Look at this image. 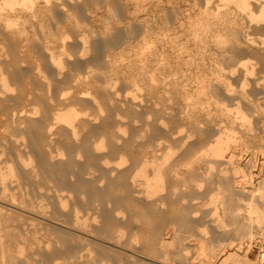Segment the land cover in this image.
Returning a JSON list of instances; mask_svg holds the SVG:
<instances>
[{
  "label": "rangeland",
  "instance_id": "1",
  "mask_svg": "<svg viewBox=\"0 0 264 264\" xmlns=\"http://www.w3.org/2000/svg\"><path fill=\"white\" fill-rule=\"evenodd\" d=\"M0 1H3V0H0ZM60 1L61 0H59V2ZM63 1L64 0H62V2ZM149 1L150 2L148 4H146L145 9L139 11L137 6L135 5L138 2L137 0H73V1L72 0H65L63 2L65 5H62V7H60L61 6L60 3H59L60 4V6H59V4L57 3L58 1L56 0V2L53 3L52 10L49 11L50 16L48 14L46 16L47 21H45V22L48 23V27H47V24L44 23L46 25V27H44V29H43L42 26H39L40 24L38 22H37V24L34 25V27L32 25H30V26H28V32L26 31L27 33L23 34V36L25 35L26 39L22 37L24 40L22 41V39L21 40L19 39L18 42L13 40L12 39L13 37L11 38V36L6 37L7 36L6 32H5L6 30H4V28L0 27L1 29H3V32H5V35H4L2 30L0 29V33H1L0 39L1 38L3 39V40L2 39L0 40V55H1L0 57L4 63L6 62L5 63L6 66H4V69L6 71L5 72L6 76H8L7 78H9L7 81H9L8 83L11 84V86L13 85L12 88L15 89V90L8 91L9 93L5 92L3 94L4 97L2 96V94L0 96V134H1L0 135V152H1V154H3V155L0 154V156H1L0 167H2V168H0V173L2 172L0 174V179L2 180L3 177H5V179H8L10 177L11 180H13V178H14L13 182H15V183L17 182V181H15L16 177H18L16 180H18V179L20 180V182H18L16 184L17 190L14 188L11 191V189L15 185L11 180L8 179L7 185L10 187H7L8 192H9L7 194H9V195H4L5 193L2 194L3 191H0V194H2V197L4 195V197L7 198V201H8V199L11 200L12 197L13 198L19 197V199H21L20 202L21 201L26 202L24 204L28 203V205H29L31 203L34 206L35 205L39 206V207L35 206L34 209L35 210H36V208L40 209V210L39 209L36 210L37 214H39V211H40V214H39L40 216H42L44 214L42 216L43 221H42L41 225L45 228V230L43 229L44 231L42 229H41L42 231L39 230L40 232H44V233L40 234V232H38L39 234H36L37 236L36 235L35 236L36 237L40 236V238L36 239V237L34 235L33 236L31 235L32 236L31 237L30 234H29V236H27L26 233H23V234L21 233V232L25 231L24 226L30 225L36 220L35 219L32 222V220L28 219L30 217V215L25 214V217H24L26 223L27 222L30 223V221L32 222L30 224L25 223L26 224L25 225L23 222L24 219L21 220L22 223L20 222V224H22L24 226H22V225L19 226V224H17V223L15 225V223H12L15 225L17 230L16 229L14 230L15 227H13L14 225L12 226L11 223H8V225L9 224L11 225L10 227L7 225V223H6V226H8V227H5V222H3L4 223L3 224L1 221L0 222V225H1L0 229L2 228V230L0 232L3 231V233H4L3 227L8 228V230H9V228L12 227L13 228V229L11 228L12 231L14 230L15 233L22 234L23 236L19 235V237H17V240H15L16 238L11 239V237L7 234H6L7 236L3 233L0 234L3 237V240H0V242L1 243L3 242L2 244H4L7 249L9 248L8 250L7 249L0 250V264H27V263L28 264H148V263L149 264H155V263L160 264L159 262L154 263V261L149 260V258H148L149 252H147L148 253L147 254L146 253L147 250L142 249V248H144L143 243H142L143 237L141 235L142 232H140V231H142L141 226L145 222L146 218H147V221L153 222V220H154V222L155 221L157 222L159 219L161 221H163V219L165 220V217L167 218L165 221L169 222L168 225H170V224H171L170 226L174 225L175 227L174 226H172V227H174L175 229L177 228V231H179L178 229L180 228V231H179L180 234L182 236L184 235L183 239L181 238L182 236H178L179 232H176L177 235L175 237H177V238H175L174 235H173V237H172V235L170 236L169 240H171V241L175 240V241L171 242V245L168 244V245H170L169 247H171V249L169 248L168 251L172 252V253L170 252L172 254L171 258L174 259V260L170 259L171 261H174V263L172 262V264H193V263L200 264L201 260L203 259V256H202V254H200L201 250L199 249V246H200V243L202 242L203 239H204L203 242H205L207 244L213 243V245L216 246V248H215V246L212 245L215 248V250L219 246L218 247L219 249H217L215 251V252H217V257L212 259L216 263H212V264H222L220 262L223 260L224 257H226L227 254H225V252H226L227 248L228 249H230V248L239 249L240 250L239 253H241V256H242L243 253L247 250L249 240L252 238H253L252 239L253 246L251 247L250 256H251L252 260L257 261V264H259V261H263V260H260L257 253H258V248L264 245V218L260 222L249 219L250 218L249 217L250 212L248 210L247 205L249 202L254 201V202L259 204L260 208L264 209V201L262 202L261 200H259V197H260V199L262 198L261 194L264 195V162H263L264 161V155H263L264 154V47H263L264 42L262 41L264 39V36H263L264 35V23H260V22L258 23V22H256V20H254L255 22L251 21L252 22L251 23V22H249L248 18L247 19H245L246 17L244 18L245 22H243L244 23L243 25H246V24L247 25L243 26L242 29H240L241 32H239V33H242V34H240L239 37L240 38L242 37L245 40V38H244V37H246L245 31L250 27L248 29V31H250V35L253 36V39L256 40L255 41L256 43L252 42L250 47H247L244 42L243 43L245 45L242 43L241 44L242 46L241 45L238 46L235 43H233L229 47L227 46V49H230V51L233 53L235 52L234 53L235 57H233L232 59L230 58L231 60L228 59L229 61H227L226 59H223V58H226V57L229 58V57L227 55L225 56V54L223 52H221V49H219L217 45H212L213 42H210L208 44V47L210 46L212 48V50H211V48L209 47L210 48L209 50H211L212 52H214V50H215L216 53L221 52L222 54H224L223 57H220V56H222V54L218 55V57H220V60H221L219 67L222 64L223 67H226L225 70L227 72L226 71L222 72V69H221V71L218 72V74L220 73V74H222V76L226 75V77L225 76L224 77L227 79L229 78L228 79L229 81H227L224 77L222 78V76L220 74L218 75L216 72L217 70L213 69L216 66H218L217 63H214V61H209L210 59H208V61L206 63L211 64V65H207L208 69H213V70H211L212 73L209 72V74H208L209 83H210V79L214 81V83L212 81L211 82L215 85V86L214 85L213 86L216 89L214 87H212V88L215 89L216 93L220 92L221 97L223 96L222 100L224 101V104L226 101L227 105H229L228 109L230 108V105L234 106L235 104H236L235 108L233 107V109H236L238 107L239 103H241L240 105L244 108V110L242 107H240V106L239 107H240V109L243 110V112L248 111V112H246L247 114L245 113L248 116V119L246 118L247 120H240V119H245V118H240L238 116L236 118L237 114H236L235 110H233V109H232V111H231V109L229 111L235 112V113L228 112L230 114H228V113L226 114L227 111L223 112L222 105H224V104L221 101L222 103L221 102L218 103V106H221L220 108L218 106H216L217 104H215V105L211 104V106H209V107H208V105H204V106H202L204 108L200 107L199 112L201 114L199 112L197 113L198 119L201 118V119H199L201 121V126H199L200 130H197L198 126H196L197 128L193 127V128H189V129L187 128L186 129V127H192L191 124L187 123V120H186V124H188L187 126H185L186 124H182V123H185L184 122L185 118L183 120V116H184L185 112L183 110L186 109V106H185L186 103L182 105V103H184V102H183L181 96H183V95H180L179 92L177 94L176 92L180 91V89L182 90V87L185 86L186 82L189 81L190 78L193 81L195 80L196 83L191 80L192 82L189 81L191 86L188 82H187L188 84H186V86H188L190 89H193V90L196 89L197 79L196 78L194 79V77H195L194 75H193L194 77L192 78V75H191L193 72L195 73L196 67L194 66L195 68L193 67L194 69L191 68V70H190L189 66H191V64L188 65V67H187V64L183 65V66H185V67H183L185 69L184 70L180 69V70L184 71L185 73L184 72H182V73L183 74L189 73L191 76L189 79H187V81H181V82L185 83V84H182V86H181V82H179V81L183 79V76H185L179 70V68H180L179 64L182 65V63H179V64L175 63L176 65H174L172 63L174 66L173 67L171 66V68H174L175 66H177L175 68L179 67L178 70L177 69L172 70L169 68L174 73L176 71H177V73L179 72V74H178L179 78L182 76V79L177 78L178 77L176 75L177 73H175V74L172 73V74H174V75H172V74H170L171 72L168 73L170 78H167L168 74L167 73L165 74L164 72L160 71L161 69H159L160 67L158 64H160V63H157L156 65L154 64L155 66H153V63H156L158 61H156V58L153 55L154 54V47L152 46L153 50L152 49L149 50L146 47V44L144 46V40H145L144 36L146 34V31L144 29L145 24L143 23V20H141L145 17L149 18V19L153 18V14H154L153 3L151 4V0H149ZM199 1H200V4H202L204 2V0H202V1L199 0ZM53 2H54V0H53ZM87 4H88V6H87ZM95 5L99 6V7L95 8L96 7ZM165 7H167V5H165ZM73 8H74V10H73ZM168 8H169V10H168ZM168 8L167 9L165 8V10H167L165 12H168V15L171 17H169L167 15L166 16L169 20L172 21V19H173L172 17L174 16V14L170 10L171 8L169 5H168ZM68 9H70V10H68ZM71 13H72V15H71ZM165 14H167V13H165ZM70 16H72V17H70ZM48 17H51L50 18L51 20L48 21V19H49ZM46 18H45V20H46ZM74 19H76V20H74ZM35 20L37 21L38 19H35ZM78 21H79V23H78ZM107 23H108V25H107ZM248 23H251V25L249 26ZM44 24H43V26H44ZM244 27L246 29H244ZM30 28H32V29H30ZM45 31L47 34L45 33ZM48 31H49V33L51 32L50 37L48 35L49 34ZM62 31H64V32H62ZM44 33H45V35H44ZM52 33L53 34L56 33V35L54 36ZM57 33H59V34H57ZM63 34H64V36H63ZM47 35H48V37H46ZM85 36L88 38H84ZM141 36H143V37H141ZM15 38H16V40H18L17 36H15ZM82 38H84L85 40H82ZM84 41L86 42L85 45H84ZM261 41H262V43H261ZM20 44H22V45H20ZM64 44H65V46H64ZM138 44H139V47H138ZM141 44H143V45L140 46ZM259 44L260 45L263 44V46L261 45L262 46L261 47ZM252 45H254V46H252ZM53 46H54V48H53ZM146 48H147V50H146ZM52 50H54L53 53H52ZM66 50H67V52H66ZM257 50H258V52H257ZM261 50H263V51L261 52ZM81 51H83V52H81ZM104 51H105V53H104ZM50 52H51V54H50ZM136 53H138V54H136ZM106 54H108L109 56L107 55L108 56L107 57ZM139 54H140V56H139ZM149 54L152 57L151 56L149 57ZM227 54H229V53L227 52ZM246 54L248 55V57ZM52 55L53 56L55 55V57L53 58ZM141 56L142 57L144 56L145 58L144 57L141 58L142 61L138 59L139 62L137 65H139V63H140V65H143V66H140V68H136L137 66L133 63H134V61H135V63H137L136 62L137 58H139ZM244 56H246V58H244ZM221 58L223 59V61ZM54 59L56 60V62ZM57 59L59 60V62ZM150 59L153 60V61L151 60L153 63L152 62L150 63V61L148 62V63L152 64L151 65L152 69H154L153 67H155V69H156L157 65H158L157 70L154 69L152 72L153 73L152 75H151V73L146 74V72L148 70H149V72H151L150 70H152V69H150V66H149L150 64L145 63ZM242 60H244V61L247 60V63H248V65L246 64L247 67H245L246 65L241 63ZM143 61H144V63H143ZM239 61H241V62H239ZM226 62H227V64H226ZM146 64L149 66V68L146 69V71H144V68H147V67H144V65L146 66ZM230 64H232V65L230 66ZM39 65H41L40 66L41 69L39 68ZM85 65H86V67H85ZM130 65L132 66V68L134 67L135 69H138V70L131 68L133 70L131 72V69H129ZM133 65H135V66H133ZM193 65H195V64H193ZM242 65H244V67L246 69L250 65L252 68L250 67L248 69L253 70L252 73H249L250 71L248 72V69L246 71V69ZM43 66H44V69H43ZM90 66H93V67H90ZM210 66H212V68H209ZM116 67H118V69H116ZM119 67H121V68H119ZM186 67L189 69H187ZM219 67H216V68H219ZM230 67H232L234 71L231 70L232 68L230 69ZM238 67H239V69H238ZM37 68L40 69V72H39V70H37ZM112 68H115L118 73ZM141 68L143 69L144 72L141 71L142 70ZM228 68L230 71L228 70ZM126 69H128V70H126ZM236 69L238 72L236 71ZM41 70L42 71L45 70L44 72L46 73V75L44 72H41ZM61 70H63V71H61ZM120 70L122 71V73ZM188 70L190 72H187ZM58 71H60V72H58ZM134 71H135V73H134ZM159 71H160V73H159ZM191 71H192V73H191ZM208 71H210V70H208ZM69 72H70V74L73 75V73H74L75 75H73V76L69 75ZM123 72H124V74H123ZM136 72L138 75L136 74ZM37 73H39V74H37ZM154 73L157 75H154ZM160 74L163 75V77L165 76V78H167V79L164 78L165 80L163 79V82L164 81L168 82L170 80L169 83H167V84H171V85L168 87L166 84L168 89H166L165 87L162 86L163 83H161V82H162L163 77L160 76ZM210 74H211V76H210ZM58 75H60L61 77ZM131 75H132V78H131ZM158 75L160 77H162L160 79L161 84L158 81L159 78H155L156 76L159 77ZM170 75H172V76H170ZM212 75H214V76H212ZM86 76L90 77L94 83L99 84L100 86L101 85L104 86L105 84L107 85L108 84L107 80H110V82L108 81L109 84L107 85V87L109 85L112 87L109 86L110 88H107L105 86L107 90L101 89V91H100V89L95 90V88H93V89L89 88L88 89V87L87 88L85 87L86 88L85 90H88L86 92H89V91H91V92H89V93L83 92V94L81 93L79 95H76L75 94L76 92L74 91V90H76L75 85L78 84L79 82H81L79 80L80 77L84 78ZM149 76L150 77L155 76L153 78H155L157 80L153 79V80H155L154 82L157 83V81H158V83H159L158 85L155 84L157 87L160 88V90H159V88H157L158 91L155 90L156 88H155L154 83H153V86L155 89L151 85V87L155 93L152 91V89L150 87H148V85L151 84V83L148 84V81L150 82V80L152 79V78L150 79ZM217 76L218 77L221 76V79L218 78ZM133 77H135V78L140 77L139 78L140 80L138 78L135 79ZM172 77H174V80H172ZM214 77L216 78V80ZM42 78H44V79H42ZM60 78H61V81H60L61 83L59 82ZM144 78L150 79V80L148 79L146 81L147 86H146V84H144L145 81L142 80ZM56 79H58V80H56ZM176 79H178L177 80L178 82H174ZM218 79H220L219 82H221V84H219V82L217 81ZM222 79H225L226 81H224ZM153 80H151V82H153ZM135 81L139 82L140 84L139 83L137 84V82L135 83ZM222 81L224 82V84ZM25 82H27L26 84H29V85H25ZM44 82H45V84H44ZM170 82H172L174 84L177 83L179 86H181V88H180L177 85L180 89L176 85L174 86V87H177L174 89L175 91L177 90L175 92V94H174V91L171 90V89H173L172 86L174 84H172ZM226 82L230 83V85H231L230 89H234L233 93L231 92L232 94L230 93V91H232V90L226 91L227 89L229 90V88H227V86L229 87V85H226V87H225ZM46 83L50 84L51 88L49 85H48L49 86L48 87ZM54 83H56V85H54ZM193 83H195V84H193ZM58 85H59V88H58ZM79 85H80V83L78 84V86ZM159 85H161V87L164 89H162ZM44 86H45V88H43ZM52 86L53 87L57 86L56 88H58V89L56 90V88L54 89ZM71 86H73L74 89L72 88V90H71ZM212 88H211V91H212ZM37 89H39V90H37ZM50 89L52 90V92ZM0 90H1V87H0ZM94 90L97 92H95ZM167 90H169L168 93H167ZM170 90L172 91L173 96H171ZM217 90H218V92H217ZM112 91L114 92V94H112L113 93ZM65 92H66V94H65ZM152 92L155 95H153ZM58 93H59V95H58ZM162 93H164V94H162ZM213 93H211V94H213ZM216 93H214V94H216ZM56 94H57V96H55ZM61 94L63 95V97H65V95L68 97L62 98ZM159 94H161V95H159ZM181 94H183V92H181ZM218 94L216 95L217 97H218ZM156 95L158 98L157 97L155 98ZM22 96L24 97V99ZM56 97L58 98V100H56L57 99ZM115 97L117 98L116 103L114 102V100L116 101ZM217 97H216V99H217ZM240 97H241V100H240ZM54 98H55V100H54ZM48 99L49 100L52 99V100L49 101ZM154 99L156 100V103H155ZM159 99L160 100L163 99V101L161 102ZM214 99H215V97H214ZM218 99H220V97H218ZM232 99H234V101L231 103ZM229 100H230V102H229ZM238 100H239V103H237ZM248 100H250V101H248ZM52 101H53V103H52ZM254 101H255V103H254ZM62 102L65 104H62ZM220 103H221V105H220ZM53 104H55L54 106H56V107H54ZM175 104H177V106ZM225 105H224V107H225ZM227 105H226V107H227ZM243 105L247 106V107H244ZM22 106L25 108L26 111L24 110V108ZM51 106H53V108ZM58 106H59V108H58ZM183 106L185 108H183ZM34 107H36L35 108L36 110L34 109ZM50 108H51V110H50ZM61 108L63 111H65L64 109L74 108L77 112H79V113H77V116H76V120H75L76 122H74V124H76L74 126V128H76L75 130L71 126H69L68 123H66L65 121H63V120L60 121V118H55L56 116H54L55 114H53V113H56V111H59ZM214 108H216V110ZM247 108H248V110H245ZM20 109L25 111V113L24 112L22 113ZM27 109L30 110L31 113ZM32 109L34 110V112L32 111ZM205 109H208V110H205ZM219 109H222V111H220ZM17 110H18V112H17ZM62 110H61V112H63ZM213 110H215V111H213ZM224 110H225V108H224ZM36 111H37V114L35 113ZM49 111H51V112H49ZM13 112H17L18 114L15 116H12ZM19 112H21L23 115L21 116V114H19ZM202 112H203V114H202ZM208 112L212 117H210ZM58 113L59 112H57L56 114H58ZM181 113H183V114L181 115ZM222 113H225V114H222ZM203 115H204V117H203ZM206 115H208V116H206ZM222 115H223V117H222ZM246 115H245V117H247ZM16 116L18 118L20 117L21 120L19 121ZM225 116L227 117L226 120H225V118H226ZM4 117H5V120H4ZM13 117H16V119ZM22 118H23V120H22ZM160 118H162V119H160ZM180 118H182V119L180 120ZM211 118H213V119H211ZM214 118H215V120H214ZM56 119H59V120H56ZM206 119H207V121H206ZM208 119L209 120L211 119L213 122L210 120V123H209ZM165 120H167V121L165 122ZM182 120H183V122H182ZM214 122H215V124H214ZM243 122L246 125H243ZM164 123L165 124L167 123V124L162 126L161 124H164ZM205 123L207 124L208 127L206 126ZM181 124H182V126L184 125L185 128L182 127ZM211 124H213V125H211ZM224 124H225V127H224ZM230 124L231 125L233 124V125L231 126ZM51 125L53 127H50ZM118 125L119 126L121 125V127L119 128ZM198 125H200V123H198ZM227 125H228V127H226ZM252 125H254V126H252ZM212 126L215 128H213ZM244 126H246V127H244ZM247 126H249V127L247 128ZM201 127L203 129H205L206 131L201 129ZM205 127H207V129ZM216 127L220 128V130ZM230 127L233 129H230ZM4 128L7 130H5ZM181 128H182V131L180 130ZM183 128H184V130H183ZM222 128H224V130H225V128H227V129L229 128L230 130H233V132L236 130L235 135H238V140H234L236 143H234V141L232 140L234 143V145H233L232 141L230 140L231 145L229 143L228 144L229 146L227 145L228 147L225 148V152L223 151L224 155H222V156L223 157L225 156L227 159L226 158L224 159L222 156L219 157V155L217 156L214 154L205 155L203 162H206V163L202 164L201 163L202 161H199V163L202 164L203 168H202L201 164H199V165L202 169L206 170V172L208 174L205 173V171H203L200 168L201 170H199L198 176L203 171L205 173V175L202 173L203 177H202V174H201V177L206 178L207 175H208V177L206 179L204 178L205 179L204 182H203V179L201 177H198V178H200V184H201V186L199 185L200 187L198 186V183L194 182L195 183L194 186L192 183H191L192 186H189L191 189L186 188V187H188L186 185L187 179H185V175L187 173L186 172L187 171V166H186L187 162H184V161H187V160H185V159H187V156H186L185 152H181V151H184V149L188 146L189 143H190V145L191 144L193 145L195 142L197 145L194 144L193 147L196 146V148H197V146L199 148L198 144H200V143L202 144V145L200 144V148H201V146L204 147L205 144L209 145V143L211 141L210 138L212 137V134L215 133L214 136L216 137V135H218V133L222 130ZM234 128H235V130H234ZM176 129H177V131H175ZM217 130H219V131H217ZM224 130L221 132L224 133V135H225L226 132ZM247 130H249V131H247ZM74 131L76 132V134ZM174 131H175V134H174ZM191 131H192V133H190ZM5 132H6V134H5ZM195 132H196V134H195ZM197 132H199V133H197ZM170 133H172V134H170ZM203 133H205V134H203ZM253 133H254V135H253ZM247 134H248V136H247ZM242 135H243V137H241ZM155 136H159V138L156 137V139H155ZM182 136H184V138ZM195 136H197V137H195ZM198 136L202 140L200 138H198ZM160 137H161V139H160ZM202 137H204V138H202ZM205 137H207V138H205ZM165 138L166 139L168 138V139L166 140ZM15 139H17V140H15ZM157 139L158 140L160 139L163 142H161V144H160L161 146L158 147L159 150H155V148L158 149L157 146L154 148L151 147V149H154L156 151V153H157L156 154L155 151L151 150L149 146H151L153 143L155 144L156 142H152V141L153 140L155 141ZM164 139H165V141H164ZM177 139H179L180 141ZM184 139L187 140L188 142H187V146L185 145L184 149H182L180 147H183L182 145L184 143L183 142ZM200 140L203 142H201ZM207 140H208V142H206ZM240 140H241V142H240ZM246 141L248 143H246ZM180 143H181V145H180ZM239 143H240V145H239ZM165 144H166V146H165ZM1 145L3 147L6 146V147H4V148H7L5 150L6 153H3L4 148H2ZM177 146L179 147V149ZM17 147L21 151V154H22L21 158L23 157L22 159L19 158L20 153H19V150ZM168 147H170L171 149H169ZM206 147H204V148H206ZM1 148L3 149V151ZM146 148H147V151L149 152L150 155H151V153H153L152 151H154V154H152L151 157L148 154V152L144 151ZM149 149L151 150V152ZM167 149H168V152H165V151H167ZM176 149L179 152H176V151L174 152V150H176ZM142 151H144L148 155V157H150L149 161H152V159L153 160L155 159L156 162L161 161V159H163L162 158L163 155L167 156L168 153L172 152L173 153L172 157H171V159H169L170 161L172 160L170 164L174 165V167L179 165L178 166L179 170L176 169V167H175L176 170H175V172H173V176H172V177H175L177 180L175 178H173V179L168 178L167 179V177H166V179H164L165 181H163V185H164L163 189L164 190L160 189L159 191H162L161 193L159 192L160 194L158 193L156 195V192H155L154 194H151L152 196L149 195L150 197H147L148 196L147 192H146L147 190L145 191V188L148 189L147 185L145 184L146 182H144V180H146L147 177L141 176L142 180L139 178L138 179L139 181L137 180L135 183L132 182V180H131V178L133 177L132 175H134L137 172V170H139L138 168H140V166H141L138 163L140 157L136 158L137 156L135 153H139V155H140V152H142ZM232 151L237 152V153L235 152V155H234L235 158L233 157V159H231V157L234 154ZM164 152L166 153V155ZM130 154H132V155H130ZM155 154H156L157 160L155 157H152ZM230 155H232V156L230 157ZM250 155H251V158H250ZM170 156H171V154L169 155V157ZM180 156L182 158H185V157L186 158L182 159ZM160 157H161V159H160ZM207 157L209 159H211L210 160L211 162H209ZM122 158H124V159L126 158L125 159L126 161L124 162V164L122 163L123 166L122 165L120 166V164H118V163H120ZM172 158H174V159H172ZM212 159H213V161H212ZM216 159H219V160H216ZM180 161H182V163H180ZM236 161H239L240 163L242 162L241 165L244 166V167H242L243 173H241V174H240V172H242V171L236 172V170H235L234 165H235ZM108 162H109V165H108ZM176 162L177 163L179 162V163L176 164ZM149 163H152V162H149ZM172 163H174V164H172ZM25 164H27L26 167H25ZM151 166H152V164H150L148 167L146 166V168H145L146 169L145 173L147 171V173H146L147 175L152 174V167ZM181 166H183V167H181ZM211 167H213V168H211ZM33 169H34V171L32 173L31 171ZM211 169H213V170L211 171ZM9 170H10V172H8ZM226 170H228V171L226 172ZM229 170H230V172H229ZM5 172H7L8 174ZM11 173H13V174H11ZM220 173H222V174H220ZM228 173H231V175ZM13 175H16V176H14L12 178L11 176H13ZM149 175H148L149 178L153 177V175H151V176H149ZM176 175H177V177H176ZM222 175L224 176V179H227V178L230 179L231 184L234 182L236 183V184L235 183L232 184V186L234 185L233 186L234 192L231 189L232 193H234V194L237 193L240 196L239 197L236 194L235 195L236 200L239 201V199L242 198L238 202V205L240 204L239 206L240 207L242 206V208H243L242 209L243 212L241 213L239 219H235L233 216H229L231 214L229 212H226L223 208L224 206H223L222 202H224V200L225 201L227 200L226 194L224 193V192H226L227 188H225L226 186L223 188L224 185L222 183H224L223 182L224 180H223ZM226 175H228V176L226 177ZM209 176L213 177V179L210 178ZM138 177H140V176H138ZM178 178L180 180H178ZM182 178H183V180H181ZM208 178H210V179H208ZM136 179H137V177H136ZM220 179L222 180V182L219 181ZM240 179H242L243 182ZM1 180H0V182H1ZM140 180L142 181V183H140ZM170 180H173L174 182H172ZM212 180H214V181H212ZM233 180H234V182H233ZM180 181L185 182L186 187ZM9 182H12L13 184L9 183ZM143 183L146 185V187ZM173 183L175 184L176 187L178 186V188H175ZM203 183H207V184H204L206 186H204ZM220 183L222 185H220ZM10 184H12L14 186L11 187L12 185H10ZM214 184H215V186H214ZM218 184L221 188V191L219 189V186H217L218 188L216 187V185H218ZM0 185H1L0 187H2L1 183H0ZM188 185H189V183H188ZM168 186L170 188H167ZM201 187H203V188H201ZM213 188H215V190L217 188L216 191H218V193L220 191V193H219L220 198L218 200L217 199L218 195H217V198L215 201H217V204H220L221 206H218L215 201H214L215 204H213L214 202L212 201V196L218 194L215 190H212ZM171 189L173 190V192H171ZM175 189L176 190L178 189L179 191L178 190L176 191ZM224 189H226V190H224ZM0 190H1V188H0ZM140 190L142 191V194H141ZM166 190H168V191H166ZM169 190H170V192H169ZM195 190H196V192L199 190L197 194H196ZM13 191L14 192L17 191V192H15L16 196L14 195V193H13L14 196L11 194ZM21 191H24V192H21ZM175 191L177 194L174 193ZM229 191L227 190L226 193H229ZM18 192L21 194L17 195ZM145 192H146V194H144ZM210 192H212V193H210ZM168 193L171 196L168 195ZM172 193H173V195H172ZM193 193L195 195H198V194H200V195L197 196L196 197L197 199H196V198H194L195 195ZM10 194L12 196H10ZM58 194H60V195H58ZM190 194L192 196L193 195L194 196L192 197ZM20 195L21 196L23 195L22 198H20L21 197ZM174 195H175V197H174ZM9 196L11 199L9 198ZM59 196H60V198H59ZM145 196L148 198V200ZM222 196H223V198H221ZM237 196L239 197V199H237ZM2 197L0 195V201H4L3 200L4 198H2ZM126 197L127 198L129 197L130 199H134L133 201H137V202H134V203H137V204H135L136 206L133 205L136 208L135 207H133V209H132V207L128 208V206H126L127 203L124 204L123 199H125ZM151 197H152V201H151ZM169 197H171V198H169ZM176 197H178V199H176ZM159 198H162L163 200L164 199L165 200L163 201L161 199L162 200L161 201ZM19 199H17V200H19ZM58 199L59 200L62 199V200L59 201ZM135 199H137V200H135ZM157 199L159 202L156 201ZM166 199H168V200L173 199V200L172 201L169 200V202H166V204H164ZM26 200L29 202H27ZM61 201H63V202H61ZM182 201H183V205H182ZM192 201H194V203ZM198 201H199V203H198ZM204 201L205 202L207 201L206 205L204 204L205 203ZM220 201H221V203H219ZM5 202H6V200H5ZM8 202H10V201H8ZM174 202H176V203H174ZM17 203H18V201H17ZM208 203L213 204V205H209ZM200 205H202V206H200ZM31 206L32 205H29V208L27 207L28 209H30V211H31ZM40 206H42V208L45 211L43 209H41ZM183 206H184V208H183ZM236 206H237V203H236ZM185 207H187V208H185ZM144 208L146 210H144ZM172 208H173V210H172ZM181 208H183V209L181 210ZM219 208H221V209H219ZM34 209L32 208V211L35 212ZM194 209H196V210H194ZM200 209H202V210H200ZM211 209H213V211ZM218 209H219V211H218ZM75 210H77L78 212ZM178 210H181V211L178 212ZM183 210L185 212L184 215L182 214ZM189 210H191V211H189ZM205 210H208V211L204 212ZM210 210L212 213L209 212ZM215 210H217V211H215ZM42 211H43V213H42ZM142 211H143V213H142ZM146 211L149 213V215ZM197 211H198V213H197ZM224 211L226 213H224ZM76 212L81 215V216L80 215L79 216L82 218V220H81L82 222H78V223L76 222L75 219H76V217H78ZM171 212H173V213H171ZM186 212H187V214H186ZM192 212H194V213L192 214ZM195 212L197 215H195ZM207 212H208V214H207L208 216L206 215ZM216 212H218L217 215L219 214L218 215L219 217H217L215 214H213ZM175 213H177V214L180 213L183 216L180 217V215H176ZM210 213H211V215H209ZM221 213L224 215H222ZM134 214H136V215H134ZM163 214H166L167 216H165ZM212 214L214 215L213 216L214 219H213V217H211ZM32 215H35V214H32ZM150 215H151V218H150ZM170 215H173V216H170ZM174 215L176 217H174ZM185 215H186V217H185ZM199 215H201L202 217ZM27 216H29V217H27ZM162 216H163V218H162ZM187 216H188V218L193 217L192 219H194L195 221H193L192 219L188 220ZM220 216L223 217L222 219H223V222H225L224 224L221 221L222 219H220L221 218ZM245 216H247L248 219ZM33 217H36V216H32L30 218L33 219ZM46 217H48V218L45 219ZM36 218H37V222H38L39 217H36ZM50 218H51V221H50ZM79 218H77V219H79ZM173 218L174 219L176 218V219L173 221ZM182 218L183 219L185 218L184 219L185 222L182 221L183 220ZM224 218L226 220H224ZM40 219H42V218H40ZM179 219L181 220V222ZM196 219H198V220L196 221ZM245 219L249 220V222H247V220L245 221ZM46 220H48L49 222H52V223L47 224V225L43 224L44 221H46ZM54 220L55 221L57 220V221L55 222ZM169 220L171 222H173L174 224L170 223ZM215 220H217V221H215ZM129 221H131V222H129ZM189 221H192V223ZM218 221H219L220 225H218L219 223L217 224ZM244 221H245L246 225L243 224ZM49 222L46 221L45 223H49ZM53 222L55 224H58V225H56L57 227H55V224ZM126 222H128L127 225H126ZM35 223H36V221H35ZM82 223H84L85 226H81V225H83ZM89 223H90V225L88 226V228H89L88 229L87 224H89ZM130 223H132V225ZM182 224H183V226H182ZM184 224H185V226H187V228L190 224H191L190 227L191 226H193V227L192 228L189 227L187 229V228H185ZM196 224H197V226H196ZM17 225H18V228L19 227H22V229L24 228L23 229L24 231L23 230L20 231L21 229L19 228V231H20L19 232ZM37 225H39V224H37ZM63 225H66V226H63ZM157 225H156V227H157ZM200 225H201V227H200ZM243 225H245V226H243ZM70 226H72V227H70ZM37 227H39V226H37ZM218 227H220V228H218ZM40 228H42V227L40 226ZM78 229L86 230V231L90 232L91 234L90 233L89 234L91 236L86 235L87 236L86 237L85 234L83 235V233L81 232V234L83 236L81 235L82 238H80L81 237L80 236V230H78ZM120 229H121L122 234H123V232L125 234V235L121 234L123 237L120 236V233H121L119 231ZM197 229L199 230V232L197 231ZM190 230H192V231L190 232ZM195 230L197 232H195ZM77 231H79V235H77L78 234ZM138 231H139V233H138ZM117 232H118L119 237L121 239V240L118 239V241H116V239H115V233L117 234ZM198 233L200 234L199 236L202 239H200V237H198V235L196 236V234H198ZM201 233L203 234V236ZM189 234L194 235V236H191ZM137 236H138L139 240L137 239ZM21 237H23V238H21ZM84 237H86V238H84ZM179 237L182 240V241L179 240V242L181 241V243L182 242L187 243L191 249V250L189 249L190 251L188 250L189 253L187 256H185V258H189L188 260L184 259L182 255H180L181 257L179 255H177V258H176V254H174L179 249L178 248L179 245H181V246L184 245V243L179 244V242H177V240L180 239ZM185 237H187L189 239L187 240V238H185ZM7 238H10L12 241H10V239L8 240ZM33 238H35V239H33ZM4 239H5V241H4ZM18 239H20L21 241H19ZM114 239H115V241H114ZM184 239H186V240L183 241ZM35 240H37V244H39V242H40V245L41 244L42 245L40 247H36L35 245H32V244H36V242L31 243V242H34ZM132 240H134L136 243ZM9 241L12 243L14 242V245L12 243H10ZM17 241H18L17 246L19 245V243L23 244L24 246H22L20 244L22 247H20V246L17 247L16 246ZM111 241H112V243H111ZM42 242L45 245L50 242L51 245H47L45 247V245ZM1 243H0V245H1ZM173 243H174V245H173ZM26 244H27V247L25 249H23L26 246ZM133 244L134 245L136 244V245L134 246ZM187 244H185V245L187 246ZM4 245H1V247ZM6 245H9V246L7 247ZM28 245L29 246L31 245L32 247L31 246L29 247ZM168 245H167V247H168ZM5 247H2V248L4 249ZM11 247L13 248V250ZM174 247L176 248V250L174 249ZM20 248L22 250H19ZM137 250H138V252H137ZM142 250H144V251H142ZM2 251H4V252H2ZM133 251L135 253L137 252L138 255H136ZM206 251L208 252L209 249H207ZM131 252H133L134 254ZM3 253H4V255H3ZM144 253H145V256H144ZM141 256H143V258H141ZM3 257H5V258H3ZM238 257H240V256H238ZM145 258H147L148 260ZM175 259H177V261H175ZM179 259H183V260H179ZM171 261L169 264H171ZM182 261H183V263H182ZM142 262H144V263H142ZM225 264H240V263L231 261L230 263H225Z\"/></svg>",
  "mask_w": 264,
  "mask_h": 264
},
{
  "label": "bare ground",
  "instance_id": "2",
  "mask_svg": "<svg viewBox=\"0 0 264 264\" xmlns=\"http://www.w3.org/2000/svg\"><path fill=\"white\" fill-rule=\"evenodd\" d=\"M58 2V4L60 3L61 4V6H60V4H59V6L60 7H62V5H65L63 2L65 1H63L62 2V0L59 2V0H57ZM73 1V0H72ZM138 2L135 4L136 6H137V8L139 9V11H141V10H144L145 9V6H146V4H148L150 1L149 0H137ZM202 1V0H201ZM56 2V0H54V2H53V0H3V1H0V24L3 26H1L0 25V27L1 28H4V30H6L5 32H6V37H10L11 36V38L13 39V40H15V41H19V39L21 40L22 39V41L24 40L23 38H25V35L23 36V34H26L27 32H28V26H30V25H32L33 27H34V25L35 24H37V22L40 24L39 26H42L43 27V29H44V27H46V25L45 24H47V27H48V23H46L45 21H47V18H46V16H47V14L50 16V14H49V11H51L52 10V6H53V3H55ZM93 2V1H92ZM153 3V12H154V14H153V18L152 19H149V18H143V19H141V20H143V23L145 24V31H146V34H145V36H144V38H145V40H144V46H145V44H146V47L150 50V49H152L153 47H154V56H155V58H156V61H158V62H156V63H153L152 61V59H150V60H146L147 62H145V63H147V64H150L151 62L153 63V66H155L157 63H160V64H158L159 65V69H161L160 71H162V72H164L165 74L167 73H170V74H172V73H174L172 70L173 69H177L178 70V68H179V70L180 69H182V70H184L185 68H183V67H185V66H183L184 64H187V67H188V65H190L191 64V66H189V68H190V70H191V68L192 69H194L195 67H196V70H195V73L193 72L192 73V71H191V75H192V78L194 77V79L196 78L197 79V87H196V89L195 90H193V89H190L188 86H186V84H188L189 83V81H191L192 79L190 78V74L189 73H186V74H183L182 72H184V71H182V70H180L181 71V73L183 74V75H185V76H183V79H182V76L180 77L182 80H180L179 82H181V81H187V79H189V81H187L186 82V84L185 83H183V82H181V86H182V84H185V86L184 87H182V90L180 89L181 88V86H179L177 83H172V82H170V83H172V84H174L172 87H173V89H171L172 91H174V94H175V92L177 91H175L174 89L175 88H177L178 86L180 87H178L179 89H180V91L181 92H183V94H181V92L180 91H177L176 93L178 94V92L180 93V95H183V96H181L182 97V100H183V102L184 103H182V105L183 104H185V106H186V109L185 110H183L185 113H184V116H183V120H184V118H185V120H184V122L185 123H182L183 122V120H182V124H186V120H187V123H189V124H191V126L192 127H186V129L188 128H193V127H196V126H198V128H197V130H200L199 128V126H201V121L199 120V119H201V118H199L198 119V112L200 111V107L201 108H204V107H202V106H204V105H208V107L209 106H211V104H217L216 106H218V103L219 102H223V104H224V101L222 100L223 98V96L221 97V95H220V92H218V90H217V92L219 93H216L215 92V85L213 84L214 83V81L213 80H211L210 79V83H209V80H208V78H209V76H208V74H209V72H211L212 73V71L211 70H213V69H215V70H217L216 72H217V74H218V72H220L221 71V69H222V72L223 71H226L225 70V68L226 67H223L222 66V64H221V66L219 67V65H220V63H221V60H220V57H223V55L225 54V56L227 55L229 58H223V59H226L227 61H229V60H231L233 57H235L234 55V53L233 52H231L230 51V49H227V46L229 47L230 45H232L233 43H235V44H237L238 46L239 45H241L243 42L246 44V46L247 47H250L251 46V43L253 42H255L256 40H254L253 39V36H251L250 35V31H248V29L250 28H248L245 32V36L246 37H244L245 38V40L243 39H241L239 36H240V34H242V33H239V32H241L240 31V29H242V27L243 26H246V25H243L244 23L243 22H245L244 21V18L245 19H247L248 18V20H249V22H251V21H254V20H256V22H260V23H264V0H204V2L202 3V4H200V1L199 0H151V4ZM85 4V3H84ZM91 4V3H90ZM99 5V4H98ZM165 5H167V7H165ZM168 5L170 6V10L172 11V13L174 14V16L172 17L173 19H172V21L171 20H169L168 18H167V16H169L168 15V12H165V11H167V10H165V8L167 9L168 8ZM67 6V5H66ZM87 6H88V4H87ZM96 6V5H95ZM65 7V6H64ZM92 7V6H91ZM94 7V6H93ZM99 6H96L95 8H98ZM70 8V7H69ZM90 8V7H89ZM54 9V8H53ZM66 9V8H65ZM71 9V8H70ZM70 9H68V10H70ZM76 9V8H75ZM88 9V8H87ZM73 10H74V8H73ZM92 10V9H91ZM168 10H169V8H168ZM90 11V10H89ZM84 12V11H83ZM52 13V12H51ZM165 13H167V14H165ZM97 14V13H96ZM70 15V14H69ZM71 15H72V13H71ZM75 15V14H74ZM167 15V16H166ZM66 16V15H65ZM94 16V15H93ZM54 17V16H53ZM70 17H72V16H70ZM76 17V16H75ZM95 17V16H94ZM169 17H171V16H169ZM45 18H46V20H45ZM49 19H48V21L49 20H51L50 18L51 17H48ZM35 19H38L37 21L35 20ZM171 19V18H170ZM74 20H76V19H74ZM73 20V21H74ZM140 20V21H141ZM60 21V20H59ZM68 21V20H67ZM105 22V21H104ZM255 22V21H254ZM45 23V24H44ZM51 23V22H50ZM78 23H79V21H78ZM111 23V22H110ZM252 23V22H251ZM251 23H248V25L250 26L251 25ZM43 24H44V26H43ZM52 24V23H51ZM106 24V23H105ZM65 25V24H64ZM107 25H108V23H107ZM259 25V24H258ZM60 26V25H59ZM63 26V25H62ZM66 26V25H65ZM64 26V27H65ZM67 27V26H66ZM106 27V26H105ZM0 28V29H1ZM50 28V27H49ZM62 28V27H61ZM30 29H32V28H30ZM106 29V28H105ZM109 29V28H108ZM143 29V30H144ZM244 29H246L245 27H244ZM2 30V32H3V29H1ZM42 30V29H41ZM49 30V29H48ZM66 30V29H65ZM27 31V32H26ZM30 31V30H29ZM47 31V30H46ZM46 31H45V33H46ZM55 31V30H54ZM5 32H3V34L5 35ZM31 32V31H30ZM36 32V31H35ZM62 32H64V31H62ZM244 32V31H243ZM45 33H44V35H45ZM48 33H49V31H48ZM51 33V32H50ZM50 33L48 34L49 35V37H50ZM1 34V33H0ZM2 34V35H3ZM47 34V33H46ZM53 34V33H52ZM51 34V35H52ZM57 34H59V33H57ZM30 35V34H29ZM48 35L46 36V37H48ZM54 36L56 35V33H54L53 34ZM52 35V36H53ZM15 36H17V39L18 40H16V38H15ZM63 36H64V34H63ZM243 36V35H242ZM264 36V35H263ZM23 37V38H22ZM141 37H143V36H141ZM84 38H88V37H84ZM84 38H82V40H85ZM261 38V37H260ZM2 39V38H1ZM0 39V40H1ZM26 39V38H25ZM32 39V38H31ZM56 39V38H55ZM65 39V38H64ZM253 39V40H252ZM3 40V39H2ZM142 41V40H141ZM263 42H264V39L262 40ZM262 41H261V43H262ZM2 42V41H1ZM25 42V41H24ZM30 42V41H29ZM51 42V41H50ZM60 42V41H59ZM66 42V41H65ZM210 42H213V44L212 45H217L218 46V48L219 49H221V52H223L224 54H222L221 52H219V53H216L215 52V50H214V52H212L211 50H212V48H211V50H209L210 48L208 47V44L210 43ZM85 41H84V45H85ZM243 43V44H244ZM256 43V42H255ZM260 43V42H259ZM48 44V43H47ZM244 44V45H245ZM14 45V44H13ZM20 45H22V44H20ZM143 44H141L140 46H142ZM260 45V44H259ZM258 45V46H259ZM262 46H263V44H261ZM260 45V46H261ZM60 46V45H59ZM62 46V45H61ZM64 46H65V44H64ZM63 46V47H64ZM153 46V47H152ZM242 46V45H241ZM252 46H254V45H252ZM261 46V47H262ZM49 47V46H48ZM52 47V46H51ZM50 47V48H51ZM138 47H139V44H138ZM150 47V48H149ZM264 47V46H263ZM2 48V47H1ZM17 48V47H16ZM53 48H54V46H53ZM60 48V47H59ZM143 48V47H142ZM147 48H146V50H147ZM233 48V47H232ZM231 48V49H232ZM256 48V47H255ZM254 48V49H255ZM21 49V48H20ZM64 49V48H63ZM145 49V48H144ZM257 49V48H256ZM153 50V49H152ZM259 50V49H258ZM258 50H257V52H258ZM20 51V50H19ZM53 51L54 50H52V53H53ZM263 50H261V52H262ZM4 52V51H3ZM66 52H67V50H66ZM81 52H83V51H81ZM85 52V51H84ZM227 52L229 53V54H227ZM243 52V51H242ZM14 53V52H13ZM86 53V52H85ZM84 53V54H85ZM104 53H105V51H104ZM110 53V52H109ZM108 53V54H109ZM217 55H216V54ZM50 54H51V52H50ZM108 54H106V56L108 55ZM136 54H138V53H136ZM142 54V53H141ZM148 54V53H147ZM219 54H222V56H220V57H218V55ZM115 55V54H114ZM113 55V56H114ZM131 55V54H130ZM135 55V54H134ZM143 55V54H142ZM247 55V54H246ZM1 56V55H0ZM3 56V55H2ZM83 56V55H82ZM81 56V57H82ZM109 56V55H108ZM107 56V57H108ZM137 56V55H136ZM139 56H140V54H139ZM151 55L149 54V57H150ZM52 57L54 58L55 57V55L53 56L52 55ZM144 57V56H143ZM142 56L141 57H139V58H137V60H136V62L137 63H135V61H134V63L133 64H135L137 67L136 68H140V66H143V65H140V63H139V65H137L138 64V62H139V60H141L142 61V59L141 58H143ZM152 57V56H151ZM247 57H248V55H247ZM118 58V57H117ZM135 58V57H134ZM133 58V59H134ZM145 58V57H144ZM231 58V59H230ZM242 58V57H241ZM244 58H246V56H244ZM243 58V59H244ZM10 59V58H9ZM56 59V58H55ZM54 59V60H55ZM111 59V58H110ZM109 59V60H110ZM139 59V60H138ZM154 59V58H153ZM208 59H210L209 61H214V63H217V65L218 66H216V67H219V68H216L213 64V66L215 67V68H213V69H208V66L207 65H211V64H207L206 62L208 61ZM222 59V58H221ZM223 59H222V61H223ZM229 59V60H228ZM235 59V58H234ZM237 59V58H236ZM239 59V58H238ZM58 60V59H57ZM112 60V59H111ZM114 60V59H113ZM119 60V59H118ZM152 60V61H151ZM155 60V59H154ZM115 61V60H114ZM150 61V63H148ZM238 61V60H237ZM15 62V61H14ZM54 62V61H53ZM55 62H56V60H55ZM58 62H59V60H58ZM61 62V61H60ZM78 62V61H77ZM225 62V61H224ZM232 62V61H231ZM239 62H241V61H239ZM238 62V63H239ZM6 63V62H5ZM5 63L2 61V59H1V57H0V87H1V90H0V96H1V94H2V96L4 97V93L5 92H8V91H11V90H15L14 88H12L13 87V85L11 86V84H9L8 82L9 81H7L9 78H7L8 76H6V71H5V69H4V66H6L5 65ZM11 63V62H10ZM62 63V62H61ZM109 63V62H108ZM116 63V62H115ZM142 63V62H141ZM143 63H144V61H143ZM176 65V64H179V63H182V65L181 64H179V67L178 68H175V67H177V66H175L174 68H171V66L173 67L174 65ZM176 63V64H175ZM237 63V62H236ZM242 64H244V65H248V63H247V60L246 61H244V60H242V62H241ZM41 64V63H40ZM54 64V63H53ZM114 64V63H113ZM126 64V63H125ZM129 64V63H128ZM127 64V65H128ZM146 64V66L144 65V67H147V68H144V71H146V69H148L149 68V66H150V69H152L151 68V65L152 64H150L149 66ZM155 64V65H154ZM193 64H195V65H193ZM226 64H227V62H226ZM240 64V63H239ZM57 65V64H56ZM71 65V64H70ZM117 65V64H116ZM115 65V66H116ZM119 65V64H118ZM122 65V64H121ZM126 65V66H127ZM135 65H133V66H135ZM158 65H157V68H158ZM232 64H230V66H231ZM241 65V64H240ZM244 65H242L243 67H244ZM247 65L245 66V67H247ZM41 65H39V68L41 69V67H40ZM61 66V65H60ZM152 66V67H153ZM195 66V67H194ZM225 66V65H224ZM228 66V65H227ZM235 66V65H234ZM85 67H86V65H85ZM90 67H93V66H90ZM122 67V66H121ZM121 67H119V68H121ZM129 67V66H128ZM182 67V68H181ZM186 67V68H187ZM194 67V68H193ZM224 69H223V68ZM244 67V68H245ZM251 66L249 65V67L248 68H250ZM16 68V67H15ZM39 68H37V70H39V72H40V69ZM132 68V66L130 65V68L129 69H131ZM134 68V67H133ZM132 68V69H133ZM154 69H155V67H153ZM157 68L155 69V70H157ZM172 69V70H170V69ZM189 68H187V69H189ZM209 68H212V66H210ZM232 67H230V69H231ZM247 68V69H248ZM252 68V67H251ZM43 69H44V66H43ZM59 69V68H58ZM61 69V68H60ZM75 69V68H74ZM94 69V68H93ZM92 69V70H93ZM112 69H114L115 71H116V69H118V67H116V69L115 68H112ZM131 69V72L133 71ZM135 69V68H134ZM142 69V68H141ZM154 69H152V70H150L151 72H149V70L146 72V74L148 73H151V75L153 74L152 72H153V70ZM170 71H169V70ZM238 69H239V67H238ZM246 69V68H245ZM244 69V70H245ZM247 69H246V71H247ZM66 70V69H65ZM95 70V69H94ZM126 70H128V69H126ZM135 70H138V69H135ZM208 70H210V71H208ZM219 70V71H218ZM228 70H229V68H228ZM231 70H233V68L231 69ZM45 70H41V72H44ZM61 71H63V70H61ZM73 71V70H72ZM121 71V70H120ZM141 71H143V69L141 70ZM143 71V72H144ZM160 71H159V73H160ZM230 71V70H229ZM234 71V70H233ZM236 71H237V69H236ZM245 71V72H246ZM250 71V72H249ZM252 71L253 70H251V69H248V72L249 73H252ZM58 72H60V71H58ZM75 72V71H74ZM117 72V71H116ZM130 72V71H129ZM130 72V73H131ZM138 72V71H137ZM137 72H136V74H137ZM142 72V73H143ZM161 72V73H162ZM187 72H190L189 70L187 71ZM215 72V71H214ZM213 72V73H214ZM227 72V71H226ZM238 72V71H237ZM247 72V73H248ZM45 73V72H44ZM43 73V74H44ZM68 73V72H67ZM77 73V72H76ZM118 73V72H117ZM121 73H122V71H121ZM127 73V72H126ZM134 73H135V71H134ZM156 73V72H155ZM154 73V75H157V74H155ZM158 73V72H157ZM158 73V74H159ZM175 73H177V71L175 72ZM174 73V74H175ZM185 73V72H184ZM243 73V72H242ZM37 74H39V73H37ZM42 74V73H41ZM123 74H124V72H123ZM133 74V73H132ZM140 74V73H139ZM145 74V75H146ZM164 74V75H165ZM174 74H172V75H174ZM179 72L175 75L178 79H180L179 78ZM220 74V73H219ZM218 74V75H219ZM226 74V73H225ZM45 75H46V73H45ZM69 75H72V74H70V72H69ZM68 75V76H69ZM73 75H75L74 73H73ZM72 75V76H73ZM86 75V74H85ZM135 75V74H134ZM138 75V74H137ZM142 75V74H141ZM144 75V76H145ZM172 75H170V76H172ZM181 75V74H180ZM194 75V76H193ZM221 76H222V74H220ZM58 76H60V75H58ZM67 76V75H66ZM136 76V75H135ZM143 76V77H144ZM159 76V75H158ZM160 76H162L163 77V75H161L160 74ZM155 77V76H149V78L151 79V80H153V79H155V78H159V83H160V79L162 78V77ZM174 76V77H175ZM210 76H211V74H210ZM212 76H214V75H212ZM221 76H217L218 78H220L221 79ZM225 77H226V75H224ZM224 76H222V78L224 77ZM245 76V75H244ZM24 77V76H23ZM40 77V76H39ZM38 77V78H39ZM43 77V76H42ZM61 77V76H60ZM153 77H155V78H153ZM174 77H172V80H174ZM216 77V76H215ZM214 77V78H215ZM224 77V78H225ZM228 77V76H227ZM234 77V76H233ZM46 78V77H45ZM65 78V77H64ZM63 78V79H64ZM79 78V77H78ZM81 78V77H80ZM79 78V80L81 81V82H79L80 83V85L78 86V84H76L75 85V89L76 90H74L76 93V95H79V94H83V92H86V91H88V90H85L87 87H88V89L89 88H91V89H93V88H95V90L97 89V90H99L100 89V91H101V89L103 90V89H106V87H107V85L109 84V82H110V80H107V85L105 84L104 86L103 85H99V84H96V83H94L92 80H91V78L90 77H88V76H86V77H82L81 79ZM130 78V77H129ZM131 78H132V75H131ZM133 78H135V77H133ZM138 77H136L135 79H137ZM140 78V77H139ZM138 78V79H139ZM148 78V79H149ZM165 78V76L162 78V82L161 83H163L162 84V86L163 87H165L166 89H168V87L171 85V84H167V83H169V81L167 82H163V79ZM167 78H170L169 77V74H168V77ZM167 78H165V79H167ZM30 79V78H29ZM41 79V78H40ZM42 79H44V78H42ZM68 79V78H67ZM66 79V80H67ZM108 79V78H107ZM145 79V80H144ZM144 79H142L143 81H145V83L144 84H146V86H147V80L148 79H146V78H144ZM149 79V80H150ZM164 79V80H165ZM178 79H176L174 82H178L177 80ZM220 79H218L217 81L219 82V80ZM227 81H229L227 78H225ZM225 79H222V80H224V81H226ZM248 79V78H247ZM56 80H58V79H56ZM76 80V79H75ZM78 80V79H77ZM134 80V79H133ZM140 80V79H139ZM138 80V81H139ZM141 80V81H142ZM151 80H150V82L148 81V84H150V85H148V87H150L151 89H152V87L154 88V86H153V83H154V85L156 84V85H158L159 83H158V81H157V83H155L154 81L155 80H157V79H155V80H153V82H151ZM171 80V81H172ZM215 80H216V78H215ZM61 81V78L59 79V82ZM109 81V82H108ZM131 81V80H130ZM193 81V80H192ZM191 81V82H192ZM208 81V82H207ZM213 83H212V82ZM216 81V82H217ZM24 82V81H23ZM29 82V81H28ZM64 82V81H63ZM137 81H135V83H136ZM140 82V81H139ZM139 82H137V84L139 83ZM193 82H195V80L193 81ZM223 82V81H222ZM27 82H25V85H29V84H26ZM41 83V82H40ZM61 83V82H60ZM142 83V84H143ZM160 83V84H161ZM196 83V82H195ZM195 83H193V84H195ZM212 83V84H211ZM24 84V83H23ZM44 84H45V82H44ZM47 84V83H46ZM140 84V83H139ZM166 84H167V86H166ZM180 84V83H179ZM190 84V83H189ZM192 84V85H193ZM217 84V83H216ZM219 84H221V82H219ZM223 84H224V82H223ZM222 84V85H223ZM50 86V84H47V86ZM54 85H56V83H54ZM61 85V84H60ZM151 85H152V87H151ZM155 85V90L156 91H158V89L157 88H159V87H157ZM177 86V87H174V86ZM212 85V86H211ZM214 85V86H213ZM226 85H229V87L227 86V88H229V90L227 89L226 91H230V90H232V91H230V93L232 92L233 93V90L234 89H230L231 88V85H230V83L229 82H226V84H225V87H226ZM42 86V85H41ZM48 86V87H49ZM104 88H103V87ZM106 86V87H105ZM110 86V85H109ZM107 87V88H110V87H112V86H110V87ZM139 86V85H138ZM160 87H161V85H159ZM190 86H191V84H190ZM224 86V85H223ZM30 87V86H29ZM53 87V86H52ZM57 87V86H56ZM56 87H53L54 89L56 88ZM86 87V88H85ZM171 87V88H172ZM193 87V86H192ZM191 87V88H192ZM212 87H214V88H212ZM220 87V86H219ZM224 87V88H225ZM28 88V87H27ZM31 88V87H30ZM35 88V87H34ZM43 88H45V86L43 87ZM47 88V87H46ZM50 88H51V86H50ZM58 88H59V85H58ZM58 88H56V90L58 89ZM72 88L74 89V87L73 86H71V90H72ZM162 88V87H161ZM211 88H212V91H211ZM48 89V88H47ZM53 89V90H54ZM162 89H164V88H162ZM178 89V90H179ZM218 89V88H217ZM226 89V88H225ZM31 90V89H30ZM37 90H39V89H37ZM41 90V89H40ZM51 90V89H50ZM64 90V89H63ZM94 90V91H95ZM107 90V89H106ZM159 90H160V88H159ZM170 90V92H171V96H173V94H172V91ZM214 90V91H213ZM62 91V90H61ZM114 91V90H113ZM112 91V92H113ZM152 91H153V89H152ZM28 92V91H27ZM32 92V91H31ZM30 92V93H31ZM51 92H52V90H51ZM89 92H91V91H89ZM89 92H86V93H89ZM95 92H97V91H95ZM105 92V91H104ZM116 92V91H115ZM154 92V91H153ZM153 92H152V94H153ZM169 92V90H167V93ZM216 93V94H214V93ZM9 93V92H8ZM33 93V92H32ZM36 93V92H35ZM64 93V92H63ZM93 93V92H92ZM155 93V92H154ZM165 93V92H164ZM164 93H162V94H164ZM211 93H213V94H211ZM229 93V92H228ZM231 93V94H232ZM237 93V92H236ZM65 94H66V92H65ZM85 94V93H84ZM99 94V93H98ZM106 94V93H105ZM112 94H114V92L112 93ZM111 94V95H112ZM116 94V93H115ZM218 94V97H220V99H218V97L216 96ZM34 95V94H33ZM58 95H59V93H58ZM62 95V94H61ZM109 95V94H108ZM110 95V96H111ZM117 95V94H116ZM153 95H155V94H153ZM159 95H161V94H159ZM220 95V96H219ZM45 96V95H44ZM55 96H57V94L55 95ZM54 96V97H55ZM114 96V95H113ZM164 96V95H163ZM2 97V98H3ZM23 97V96H22ZM61 97V96H60ZM65 97H68V96H66L65 95ZM65 97H63V95H62V98H65ZM107 97V96H106ZM112 97V96H111ZM157 97V95L155 96V98ZM160 97V96H159ZM214 97H215V99H214ZM216 97H217V99H216ZM226 97V96H225ZM224 97V98H225ZM57 98V97H56ZM72 98V97H71ZM113 98V97H112ZM158 98V97H157ZM230 98V97H229ZM236 98V97H235ZM23 99H24V97H23ZM68 99V98H67ZM97 99V98H96ZM115 99H116V101L114 100V102L116 103L117 102V98L115 97ZM165 99V98H164ZM173 99V98H172ZM231 99V98H230ZM49 100V99H48ZM50 100H52V99H50ZM49 100V101H50ZM54 100H55V98H54ZM56 100H58V98L56 99ZM63 100V99H62ZM155 100V99H154ZM160 100V99H159ZM171 100V99H170ZM181 100V101H182ZM240 100H241V97H240ZM32 101V100H31ZM64 101V100H63ZM72 101V100H71ZM161 102L163 101V99L162 100H160ZM165 101V100H164ZM172 101V100H171ZM234 101V99H232V101H231V103ZM248 101H250V100H248ZM25 102V101H24ZM28 102V101H27ZM56 102V101H55ZM110 102V101H109ZM168 102V101H167ZM221 102V103H222ZM229 102H230V100H229ZM253 102V101H252ZM49 103V102H48ZM52 103H53V101H52ZM69 103V102H68ZM113 103V102H112ZM114 103V104H115ZM155 103H156V100H155ZM154 103V104H155ZM159 103V102H158ZM221 103H220V105H221ZM237 103H239V100L237 101ZM254 103H255V101H254ZM56 104V103H55ZM55 104H53V106L55 105ZM60 104V103H59ZM62 104H65V103H63L62 102ZM180 104V103H179ZM178 104V105H179ZM225 104L227 105V103H226V101H225ZM224 104V105H225ZM241 103H239V105H238V107L236 108V109H233V107L235 108V105L234 106H232V105H230V108L228 109V106L229 105H227V107H226V105H225V107H224V105H222V108H223V112H225V111H227L226 112V114L228 113V112H231L232 111V109L233 110H235V112H236V118H237V116L238 117H240V118H245V119H240V120H247L248 119V116L246 115L247 113L246 112H248V111H244L243 112V110H244V108L240 105ZM51 105V104H50ZM69 105V104H68ZM156 105V104H155ZM176 106H177V104H175ZM53 106H51L52 108H53ZM66 106V105H65ZM175 106V107H176ZM232 106V107H231ZM242 107L243 108V110L242 109H240V107ZM244 106V105H243ZM23 107V106H22ZM54 107H56V106H54ZM63 107V106H62ZM219 108L221 107V106H218ZM244 107H247V106H244ZM24 108V107H23ZM36 107H34V109H35ZM58 108H59V106H58ZM178 108V107H177ZM183 108H185L184 106H183ZM224 108H225V110H224ZM215 110H216V108H214ZM231 109V111H229ZM21 110V112L23 113H25V108H24V110L25 111H23L22 109H20ZM28 110V109H27ZM36 110V109H35ZM50 110H51V108H50ZM55 110V109H54ZM61 110H62V108L59 110V111H56V113L57 112H59L58 114H56V113H53V114H55L54 116H56L55 118H60V121L61 120H63V121H65L66 123H68V125L69 126H71L74 130L76 129V128H74V126L76 125V124H74V122H76L75 120H76V116H77V113H79V112H77L74 108H69V109H64L65 111H63V112H61ZM205 110H208V109H205ZM210 110V109H209ZM215 110H213V111H215ZM220 111H222V109H219ZM245 110H248V108L247 109H245ZM28 111H30V110H28ZM32 111L34 112V110L32 109ZM204 111V110H203ZM218 111V110H217ZM256 111V110H255ZM17 112H18V110H17ZM17 112H13L11 115L12 116H15V115H17L18 113ZM21 112H19V114H21V116L23 115ZM42 112V111H41ZM49 112H51V111H49ZM167 112V111H166ZM235 112H231V113H235ZM30 113H31V111H30ZM36 114H37V111L35 112ZM119 113V112H118ZM179 113V112H178ZM200 113V112H199ZM205 113V112H204ZM246 113V114H245ZM34 114V113H33ZM35 114V115H36ZM183 113H181V115H182ZM201 114V113H200ZM202 114H203V112H202ZM208 114H209V112H208ZM217 114V113H216ZM222 114H225V113H222ZM228 114H230V113H228ZM249 114V113H248ZM28 115V114H27ZM31 115V114H30ZM51 115V114H50ZM210 115V114H209ZM215 115V114H214ZM245 115L247 116V117H245ZM26 116V115H25ZM33 116V115H32ZM166 116V115H165ZM206 116H208V115H206ZM17 117V116H16ZM16 117H13V118H15L16 119ZM203 117H204V115H203ZM202 117V118H203ZM210 117H212L211 115H210ZM220 117V116H219ZM222 117H223V115H222ZM226 117V116H225ZM229 117V116H228ZM234 117V116H233ZM78 118V117H77ZM87 118V117H86ZM174 118V117H173ZM235 118V119H236ZM247 118V119H246ZM14 119V120H15ZM17 119L20 121L21 120V118L19 117H17ZM79 119V118H78ZM77 119V120H78ZM160 119H162V118H160ZM164 119V118H163ZM182 118H180V120H181ZM211 119H213V118H211ZM210 119V120H211ZM227 119V117L225 118V120ZM250 119V118H249ZM252 119V118H251ZM4 120H5V117H4ZM22 120H23V118H22ZM40 120V119H39ZM56 120H59V119H56ZM55 120V121H56ZM209 120V119H208ZM210 120H209V123H210ZM214 120H215V118H214ZM224 120V119H223ZM230 120V119H229ZM49 121V120H48ZM54 121V122H55ZM110 121V120H109ZM162 121V120H161ZM160 121V122H161ZM167 120H165V122H166ZM203 121V120H202ZM206 121H207V119H206ZM212 121V120H211ZM221 121V120H220ZM237 121V120H236ZM3 122V121H2ZM163 122V121H162ZM213 122V121H212ZM216 122V121H215ZM215 122H214V124H215ZM218 122V121H217ZM223 122V121H222ZM238 122V121H237ZM236 122V123H237ZM253 122V121H252ZM52 123V122H51ZM50 123V124H51ZM198 123H200V125H198ZM208 123V124H209ZM231 123V122H230ZM55 124V123H54ZM58 124V123H57ZM167 124V123H166ZM165 123L164 124H161L162 126L163 125H166ZM182 124H181V126H182ZM206 124V123H205ZM252 124V123H251ZM67 125V124H66ZM188 124H186L185 126H187ZM204 125V124H203ZM211 125H213V124H211ZM229 125V124H228ZM228 125L226 126V127H228ZM231 125V124H230ZM233 125V124H232ZM231 125V126H232ZM235 125V124H234ZM242 125V124H241ZM243 125H246L244 122H243ZM19 126V125H18ZM108 126V125H107ZM112 126V125H111ZM119 126V125H118ZM206 126H207V124H206ZM252 126H254V125H252ZM4 127V126H3ZM50 127H53L52 125L50 126ZM49 127V128H50ZM104 127V126H103ZM121 127V125L119 126V128ZM180 127V126H179ZM182 127H184V125L182 126ZM208 127V126H207ZM207 127H205L206 129H207ZM213 127V126H212ZM224 127H225V124H224ZM235 127V126H234ZM244 127H246V126H244ZM249 126H247V128H248ZM251 127V126H250ZM108 128V127H107ZM185 128V127H184ZM184 128H183V130H184ZM210 128V127H209ZM213 128H215V127H213ZM216 128H218V127H216ZM240 128V127H239ZM252 128V127H251ZM250 128V129H251ZM5 129V128H4ZM72 129V130H73ZM201 129H203L202 127H201ZM219 130H220V128H218ZM227 128H225V130H224V128H222V130L221 131H225L226 133H225V135H224V133H222L221 131L218 133V135H216V137L214 136L215 135V133H213L212 134V139L210 138V143H209V145H207V144H205L204 145V147H206V148H204L203 146H201V148H200V144H198L199 145V148H198V146H197V148H196V146H194L193 147V145L194 144H196L195 142H194V144L192 145H190V143L188 144V146H187V140H183V147H180V148H182V149H184V147H185V145L187 146L185 149H184V151H181V152H185L186 153V156H187V159H185V158H182L181 156V158L182 159H185V160H187V161H184V162H187L186 163V166H187V173H186V175H185V179H187V186L188 187H186V185H185V182H181V183H183L184 184V186L186 187V188H189V189H191L189 186H192V184H193V186H194V184L195 183H198V186L200 185L201 186V184H200V178H198V177H201V174L203 173L204 175H205V173H207L206 172V170H204V169H202L203 168V166H202V164L203 163H206V162H203V159H204V156L205 155H207V154H214V155H219V157L220 156H222V155H224L223 153L225 152V148H227L229 145V143H230V145H231V142H230V140L232 141H234V140H238V135H235L236 134V130H235V128H234V132H233V130H230V129H233V128H231L230 127V129L228 128L227 130L229 131H227L226 130ZM241 129V128H240ZM254 129V128H253ZM5 130H7V129H5ZM71 130V129H70ZM122 130V129H121ZM181 131H182V128L180 129ZM193 130V129H192ZM203 130H205V129H203ZM219 130H217V131H219ZM244 130V129H243ZM10 131V130H9ZM57 131V130H56ZM141 131V130H140ZM175 131H177V129L175 130ZM175 131H174V134H175ZM180 131V132H181ZM189 131V130H188ZM202 131V130H201ZM206 131V130H205ZM239 131V130H238ZM247 131H249V130H247ZM252 131V130H251ZM3 132V131H2ZM75 132V131H74ZM142 132V131H141ZM140 132V133H141ZM194 132V131H193ZM208 132V131H207ZM211 132V131H210ZM246 132V131H245ZM21 133V132H20ZM178 133V132H177ZM176 133V134H177ZM190 133H192V131L190 132ZM197 133H199V132H197ZM202 133V132H201ZM238 133V132H237ZM241 133V132H240ZM244 133V132H243ZM5 134H6V132H5ZM75 134H76V132H75ZM170 134H172V133H170ZM195 134H196V132H195ZM203 134H205V133H203ZM217 134V133H216ZM1 135V134H0ZM52 135V134H51ZM112 135V134H111ZM200 135V134H199ZM241 135V134H240ZM250 135V134H249ZM252 135V134H251ZM253 135H254V133H253ZM263 135V134H262ZM11 136V135H10ZM53 136V135H52ZM175 136V135H174ZM192 136V135H191ZM203 136V135H202ZM207 136V135H206ZM245 136V135H244ZM247 136H248V134H247ZM12 137V136H11ZM156 137H158L159 138V136H155V139H156ZM162 137V136H161ZM161 137H160V139H161ZM183 138H184V136H182ZM190 137V136H189ZM195 137H197V136H195ZM215 137V138H214ZM241 137H243V135L241 136ZM252 137V136H251ZM257 137V136H256ZM255 137V138H256ZM49 138V137H48ZM51 138V137H50ZM169 138V137H168ZM167 138V139H168ZM171 138V137H170ZM176 138V137H175ZM174 138V139H175ZM188 138V137H187ZM198 138H200L199 136H198ZM202 138H204V137H202ZM205 138H207V137H205ZM214 138V139H213ZM247 138V137H246ZM13 139V138H12ZM54 139V138H53ZM154 139V138H153ZM153 140L152 142H156L154 145L152 144L151 146H149L150 147V149H151V147H156L157 146V148L159 147V146H161L160 144H161V142H163L162 140ZM166 139V138H165ZM165 139H164V141H165ZM166 139V140H167ZM194 139V138H193ZM201 139V138H200ZM244 139V138H243ZM15 140H17V139H15ZM50 140V139H49ZM170 140V139H169ZM177 140H179V139H177ZM182 140V139H181ZM197 140V139H196ZM202 140V139H201ZM200 140V141H201ZM209 140V139H208ZM208 140L206 141V142H208ZM253 140V139H252ZM180 141V140H179ZM205 141V140H204ZM233 141H232V143H233ZM22 142V141H21ZM169 142V141H168ZM198 142V141H197ZM201 142H203V141H201ZM240 142H241V140H240ZM245 142V141H244ZM165 143V142H164ZM199 143V142H198ZM234 143H236L235 141H234ZM234 143H233V145H234ZM243 143V142H242ZM246 143H248L247 141H246ZM250 143V142H249ZM27 144V143H26ZM168 144V143H167ZM163 145V144H162ZM178 145V144H177ZM180 145H181V143H180ZM179 145V146H180ZM197 145V144H196ZM202 145V144H201ZM228 145V146H227ZM239 145H240V143H239ZM148 146V145H147ZM165 146H166V144H165ZM1 147L2 148H4V147H6V146H2L1 145ZM178 147V146H177ZM232 147V146H231ZM234 147V146H233ZM1 148V149H2ZM18 148V147H17ZM16 148V149H17ZM169 149H171L170 147H168ZM174 148V147H173ZM172 148V149H173ZM241 148V147H240ZM261 148V147H260ZM7 148H4V151L6 150ZM12 149V148H11ZM149 149V150H150ZM162 149V148H161ZM178 149H179V147H178ZM229 149V148H228ZM235 149V148H234ZM18 150H19V148H18ZM151 150H154V149H151ZM151 150H150V152H151ZM155 150H159V148L158 149H156L155 148ZM154 150V151H155ZM239 150V149H238ZM245 150V149H244ZM243 150V151H244ZM262 150V149H261ZM2 151H3V149H2ZM3 151V153H6V151L4 152ZM145 152H148L147 151V148L144 150ZM144 151H142V152H140V155H139V153H135L136 154V158H138V157H140L139 158V161H138V163H139V165H141L140 166V168H138L139 170H137V172L134 174V175H132L133 177L131 178V180H132V182H136L139 178L142 180V177H147V179L146 180H144V182H146L145 184L147 185V188L148 189H146L145 188V191L147 192V197H150V196H152L151 194H154L155 192H156V195L160 192H162V191H159L160 189H163V181H165L164 179H166V177H167V179L168 178H175V177H172L173 176V172H175V170L176 169H178V166L179 165H177V166H175L176 167V169H175V167H174V165H171L170 163H171V161L169 160V159H171V157H172V152L171 153H168L167 154V156H162V158L163 159H161V157H160V159H161V161H159V162H156L155 161V159L153 160L152 159V161H149V158L151 157V155L152 154H154V151H152L153 153H151V155L149 154V152H148V154L150 155V157H148V155L144 152ZM173 151V150H172ZM179 152L177 149L176 150H174V152ZM224 151V152H223ZM234 151V150H233ZM232 151V152H233ZM248 151V150H247ZM251 151V150H250ZM158 152V151H157ZM165 152H168V149H167V151H165ZM164 152V153H165ZM180 152V153H181ZM236 152V151H235ZM235 152H233L232 154H233V156L232 155H230V157H231V159H233V157L235 158ZM246 152V151H245ZM263 152V151H262ZM19 155H20V159H22L21 158V156H22V154H21V151L19 150ZM155 153H156V151H155ZM179 153V154H180ZM237 153V152H236ZM0 154H1V152H0ZM157 154V153H156ZM156 154L154 155V156H152V157H155L156 158ZM171 154V156L169 157V155ZM184 154V153H183ZM227 154V153H226ZM1 155H3V154H1ZM24 155V154H23ZM130 155H132V154H130ZM165 155H166V153H165ZM175 155V154H174ZM185 155V154H184ZM264 155V154H263ZM262 155V156H263ZM178 156V155H177ZM238 156V155H237ZM174 157V156H173ZM209 157V156H208ZM207 157V158H208ZM223 157V156H222ZM239 157V156H238ZM243 157V156H242ZM0 158H1V156H0ZM159 158V157H158ZM180 158V159H181ZM211 158V157H210ZM213 158V157H212ZM217 158V157H216ZM224 159L226 158L225 156L223 157ZM229 158V157H228ZM250 158H251V155H250ZM126 159V158H125ZM124 158H122L121 159V161H120V163H118V164H120V166L122 165L123 166V164H124V162L126 161ZM159 159V160H160ZM172 159H174V158H172ZM181 159V160H182ZM206 159V158H205ZM227 159V158H226ZM240 159V158H239ZM1 160V159H0ZM138 160V159H137ZM156 160H157V158H156ZM179 160V159H178ZM207 160V159H206ZM208 160H209V162H211L210 160L211 159H209L208 158ZM216 160H219V159H216ZM235 160V159H234ZM174 161V160H173ZM199 161H202L201 163H199ZM212 161H213V159H212ZM247 161V160H246ZM149 162H152V163H149ZM175 162V161H174ZM183 162V163H184ZM234 162V161H233ZM264 162V161H263ZM123 163V164H122ZM137 163V164H138ZM179 163V162H178ZM177 162H176V164H178ZM180 163H182V161H180ZM232 163V162H231ZM242 163V162H241ZM241 163L239 162V161H236L235 162V165H234V167H235V170H236V172H240V171H242V172H240V174L241 173H243V168L242 167H244V166H242L241 165ZM247 163V162H246ZM262 163V162H261ZM28 164V163H27ZM27 164H25V167L27 166ZM150 164H152V174H148L149 176H151V175H153V177L151 178H149L148 177V175L146 174L147 173V171H146V173H145V168H146V166L148 167ZM172 164H174V163H172ZM199 164H201V166H202V168L200 167V165ZM108 165H109V162H108ZM210 165V164H209ZM214 165V164H213ZM184 166V165H183ZM183 166H181V167H183ZM180 167V168H181ZM230 167V166H229ZM0 168H2V167H0ZM4 168V167H3ZM29 168V167H28ZM185 168V167H184ZM203 170V171H205V173L202 171V173L201 174H199V176H198V173H199V170H201V169ZM208 168V167H207ZM211 168H213V167H211ZM231 168V167H230ZM27 169V168H26ZM229 169V168H228ZM234 169V168H233ZM11 170V169H10ZM10 170L8 171V172H10ZM179 170V169H178ZM177 170V171H178ZM185 170V169H184ZM210 170V169H209ZM213 169H211V171H212ZM231 170V169H230ZM230 170H229V172H230ZM6 171V170H5ZM27 171V170H26ZM33 171H34V169L31 171L32 173H33ZM132 171V170H131ZM224 171V170H223ZM228 170H226V172H227ZM12 172V171H11ZM37 172V171H36ZM181 172V171H180ZM184 172V171H183ZM2 173V172H1ZM0 173V174H1ZM5 173H7V172H5ZM182 173V172H181ZM210 173V172H209ZM215 173V172H214ZM233 173V172H232ZM235 173V172H234ZM253 173V172H252ZM8 174V173H7ZM11 174H13V173H11ZM10 174V175H11ZM180 174V173H179ZM203 174H202V177H203ZM208 174V173H207ZM219 174V173H218ZM220 174H222V173H220ZM227 174V173H226ZM228 174H230L231 175V173H228ZM237 174V173H236ZM246 174V173H245ZM9 175V176H10ZM129 175V174H128ZM224 175V174H223ZM222 175V177H223V182L225 183H222L224 186H223V188L225 187V188H227V190L229 191V193H226L227 192V190L226 189H224V190H226V192H224L223 190V192L226 194V198H227V200L225 201L224 199V202H222L223 203V208H224V210L226 211V212H229L231 215H229V216H233L235 219H239L240 218V215H241V213L243 212L242 211V206L240 207L239 205H238V202L240 201V199H242V198H240L239 199V194H237L238 196H237V199H239V201L238 200H236V198H235V195L236 194H234V193H232V191H233V186H232V184H234L235 182H234V180H233V182L234 183H232L231 184V182H230V179H224V176ZM244 175V174H243ZM242 175V176H243ZM6 176V175H5ZM14 176H16V175H13V176H11L12 178L14 177ZM138 176H140V177H138ZM142 176V177H141ZM179 176V175H178ZM182 176V175H181ZM228 175H226V177H227ZM237 176V175H236ZM254 176V175H253ZM7 177V176H6ZM136 177H137V179H136ZM176 177H177V175H176ZM180 177V176H179ZM201 177V178H202ZM207 177H208V175H207ZM206 177V178H207ZM210 177V176H209ZM217 177V176H216ZM220 177V176H219ZM232 177V176H231ZM235 177V176H234ZM18 177H16V179H17ZM184 178V177H183ZM183 178L181 179V180H183ZM205 178V177H204ZM204 178H202L203 179V182L205 181V179ZM210 178H212L213 179V177H210ZM210 178H208V179H210ZM221 178V177H220ZM241 178V177H240ZM9 180H11V178L9 177L8 178ZM8 179H5V177H3L2 178V180H1V184H2V187H0L1 188V190L0 191H3V193L2 194H4V195H9V194H7V193H9L8 192V188L7 187H10V186H8L7 184V180ZM15 179V181H17L16 183L15 182H13V180H14V178H13V180H11L13 183H14V185H12L13 183L12 182H9V183H12V184H10V185H12L11 187H13L12 189H11V191L15 188L16 189V184L18 183V182H20V180L18 179V180H16ZM176 179V178H175ZM174 179V180H175ZM215 179V178H214ZM233 179V178H232ZM239 179V178H238ZM237 179V180H238ZM140 180V183H142V181ZM177 180V179H176ZM178 180H180L179 178H178ZM216 180V179H215ZM241 181H242V179H240ZM244 180V179H243ZM254 180V179H253ZM259 180V179H258ZM42 181V180H41ZM139 181V180H138ZM170 181H172V182H174L173 180H170ZM198 181V182H197ZM207 181V180H206ZM212 181H214V180H212ZM218 181V180H217ZM216 181V182H217ZM219 181H221L222 182V180L220 179ZM179 182V183H180ZM195 182V183H194ZM208 182V181H207ZM211 182V181H210ZM239 182V181H238ZM243 182V181H242ZM167 183V182H166ZM188 183H189V185H188ZM192 183V184H191ZM209 183V182H208ZM144 184V183H143ZM144 184V185H145ZM165 184V183H164ZM172 184V183H171ZM177 184V183H176ZM204 184H207V183H203V185ZM213 184V183H212ZM216 184V183H215ZM215 184H214V186H215ZM221 183H220V185H222ZM236 184V183H235ZM242 184V183H241ZM240 184V185H241ZM20 185V184H19ZM138 185V184H137ZM146 185H145V187H146ZM173 185L175 186V184L173 183ZM182 185V184H181ZM197 185V184H196ZM1 186V185H0ZM143 186V185H142ZM199 186V187H200ZM204 186H206V185H204ZM209 186V185H208ZM211 186V185H210ZM213 186V185H212ZM217 186H219V184L218 185H216V187ZM41 187V186H40ZM173 187V186H172ZM222 187V186H221ZM232 187V188H231ZM252 187V186H251ZM165 188V187H164ZM167 188H170L169 186L167 187ZM166 188V189H167ZM175 188H178V186L176 187L175 186ZM183 188V187H182ZM201 188H203V187H201ZM200 188V189H201ZM218 188V187H217ZM217 188H216V190H217ZM240 188V187H239ZM140 189V188H139ZM138 189V190H139ZM143 189V188H142ZM188 189V190H189ZM197 189V188H196ZM219 189H220V191H221V188H220V186H219ZM231 189H232V191H231ZM17 190V189H16ZM164 190V189H163ZM176 190V189H175ZM178 190V189H177ZM176 190V191H177ZM212 190H215V188H213ZM211 190V191H212ZM215 190V191H216ZM250 190V189H249ZM253 190V189H252ZM43 191V190H42ZM141 191V190H140ZM166 191H168V190H166ZM176 191L174 192V193H176ZM179 191V190H178ZM185 191V190H184ZM191 191V190H190ZM199 191V190H198ZM198 191L196 192V190H195V192H196V194L198 193ZM220 191H219V193H220ZM15 192H17V191H15ZM14 191L11 193L12 195H13V193H14V195L16 196V193H15ZM21 192H24V191H21ZM32 192V191H31ZM146 192L144 193V194H146ZM165 192V191H164ZM169 192H170V190H169ZM171 192H173V190L171 189ZM189 192V191H188ZM192 192V191H191ZM217 193H218V191H216ZM234 192V191H233ZM238 192V191H237ZM253 192V191H252ZM159 193V194H160ZM180 193V192H179ZM210 193H212V192H210ZM216 194V195H213L212 196V201L214 202L215 200H216V198H217V195H218V200H219V195L220 194ZM259 193V192H258ZM257 193V194H258ZM2 194H0L1 195V197H2ZM10 194V196H12ZM19 194H21V193H19L18 192V194L17 195H19ZM141 194H142V191H141ZM177 194V193H176ZM186 194V193H185ZM188 194V193H187ZM192 194V193H191ZM190 194V195H191ZM194 194V193H193ZM4 195H3V197L2 198H4L3 200L4 201H0V222L2 221V223L3 222H5V227H10L11 225L9 224L8 225V223H15V225H16V223L17 224H19V226H21L22 224H20V222L22 223V221L21 220H23L24 219V224L26 223V221H25V214L26 215H30V217H32V216H36V217H39V221L37 222V218L36 217H33V219L32 218H30L29 216H27V217H29L28 219H30V220H32V222H33V220H35L36 221V223H35V221L32 223L31 221H30V223H32V224H30L29 222H27L28 224H30V225H27V226H24V225H22V226H24V228H25V231L22 229V227H19L21 230L20 231H24V232H21L22 234L23 233H26L27 234V236H29V234H30V236L32 235H36V234H39L38 232H40L39 230H45V228L41 225V223H42V221H43V215L42 216H40L39 214H40V211H39V214H37L36 213V210L37 209H39V208H36V210L34 209L35 208V206H37V205H33V204H29V205H32L31 206V211H30V209H28L29 208V205H28V203L27 204H24V203H26L25 201H21L20 202V200L21 199H19V197H16L17 199H19V200H17L16 198H13L12 197V199L10 198V196H9V198L11 199V200H9L8 199V201H10V202H8L7 201V198H5L4 197ZM13 195V196H14ZM58 195H60V194H58ZM140 195V194H139ZM150 195V196H149ZM168 195H170L169 193H168ZM172 195H173V193H172ZM182 195V194H181ZM195 195V194H194ZM193 195V196H194ZM200 194H198V195H195L194 196V198H196L197 196H199ZM224 195V194H223ZM245 195V194H244ZM260 195V194H259ZM258 195V196H259ZM21 196V195H20ZM23 196V195H22ZM22 196L20 197V198H22ZM155 196V195H154ZM171 196V195H170ZM184 196V195H183ZM187 196V195H186ZM192 196V195H191ZM192 196V197H193ZM203 196V195H202ZM210 196V195H209ZM140 197V196H139ZM142 197V196H141ZM146 197V196H145ZM146 197V198H147ZM157 197V196H156ZM155 197V198H156ZM174 197H175V195H174ZM185 197V196H184ZM188 197V196H187ZM261 199H260V197H259V200H261L262 202L264 201V195H262L261 194ZM27 198V197H26ZM59 198H60V196H59ZM154 198V197H153ZM158 198V197H157ZM168 198V197H167ZM169 198H171V197H169ZM173 198V197H172ZM221 198H223V196L221 197ZM225 198V197H224ZM244 198V197H243ZM246 198V197H245ZM16 199V200H15ZM141 199V198H140ZM150 199V198H149ZM160 200L162 199V198H159ZM175 199V198H174ZM176 199H178V197H176ZM181 199V198H180ZM179 199V200H180ZM186 199V198H185ZM188 199V198H187ZM197 199V198H196ZM201 199V198H200ZM210 199V198H209ZM2 200V199H1ZM5 200H6V202H5ZM25 200V199H24ZM59 200V199H58ZM60 200H62V199H60ZM59 200V201H60ZM134 199H130L129 197L127 198H125V199H123V201H124V204H126V206H128V208H131L132 207V209H133V207H135L136 205L135 204H137V203H134V202H137V201H133ZM135 200H137V199H135ZM146 200V199H145ZM147 200H148V198H147ZM163 200V199H162ZM161 200V201H162ZM165 200V199H164ZM163 200V201H164ZM170 200V199H169ZM169 200L168 199H166V201H165V203L164 204H166V202H169ZM173 200V199H172ZM172 200H170V201H172ZM191 200V199H190ZM195 200V199H194ZM256 200V199H255ZM17 201H18V203H17ZM27 201V200H26ZM32 201V200H31ZM122 201V200H121ZM151 201H152V197H151ZM156 201H158V199L156 200ZM160 201V202H161ZM210 201V200H209ZM211 201V202H212ZM222 201V200H221ZM221 201L219 202V203H221ZM27 202H29V201H27ZM61 202H63V201H61ZM159 202V201H158ZM188 202V201H187ZM193 203H194V201H192ZM201 202V201H200ZM205 202V201H204ZM207 202V201H206ZM204 203L205 205L207 204V203ZM216 202V204H217V201H215ZM215 202L213 203V204H215ZM65 203V202H64ZM122 203V202H121ZM139 203V202H138ZM174 203H176V202H174ZM191 203V202H190ZM192 203V204H193ZM196 203V202H195ZM198 203H199V201H198ZM236 203H237V206H236ZM41 204V203H40ZM63 204V203H62ZM163 204V203H162ZM209 204V203H208ZM213 204H209V205H213ZM133 205H135V206H133ZM159 205V204H158ZM170 205V204H169ZM172 205V204H171ZM176 205V204H175ZM182 205H183V201H182ZM191 205V204H190ZM195 205V204H194ZM218 206H221L220 204H217ZM34 206V207H33ZM130 206V207H129ZM140 206V205H139ZM142 206V205H141ZM199 206V205H198ZM200 206H202V205H200ZM204 206V205H203ZM217 206V207H218ZM28 207V208H27ZM37 207H39V206H37ZM41 207V209H43L42 208V206H40ZM138 207V206H137ZM153 207V206H152ZM213 207V206H212ZM216 207V206H215ZM247 207H248V210H249V212H250V214H249V219H252V220H255V221H261L263 218H264V209H262V208H260V206H259V204L258 203H256V202H254V201H252V202H249L248 203V205H247ZM32 208L35 210V212L34 211H32ZM60 208V207H59ZM136 208V207H135ZM142 208V207H141ZM146 208V207H145ZM144 208V210H146ZM170 208V207H169ZM183 208H184V206H183ZM183 208H181V210L183 209ZM185 208H187V207H185ZM191 208V207H190ZM193 208V207H192ZM202 208V207H201ZM209 208V207H208ZM143 209V208H142ZM171 209V208H170ZM219 209H221V208H219ZM219 209H218V211H219ZM245 209V208H244ZM40 210V209H39ZM44 210V209H43ZM72 210V209H71ZM122 210V209H121ZM143 210V211H144ZM169 210V209H168ZM172 210H173V208H172ZM181 210H178V212L179 211H181ZM194 210H196V209H194ZM198 210V209H197ZM200 210H202V209H200ZM212 211H213V209H211ZM211 210L209 211V212H211ZM45 211V210H44ZM75 211H77V210H75ZM129 211V210H128ZM138 211V210H137ZM136 211V212H137ZM143 211H142V213H143ZM170 211V210H169ZM189 211H191V210H189ZM206 211H208V210H205L204 212H206ZM215 211H217V210H215ZM224 211V213H226ZM34 212V213H33ZM78 212V211H77ZM76 212V213H77ZM80 212V211H79ZM147 212V211H146ZM150 212V211H149ZM152 212V211H151ZM222 212V211H221ZM42 213H43V211H42ZM120 213V212H119ZM148 213V212H147ZM171 213H173V212H171ZM170 213V214H171ZM181 213V212H180ZM177 214V213H175L176 215H180V217H182L183 215H184V210H183V212H182V214ZM194 212H192V214H193ZM197 213H198V211H197ZM200 213V212H199ZM212 213V212H211ZM211 213L209 214V215H211ZM217 213L218 212H216V213H213V214H215L217 217H219L218 215H217ZM248 213V212H247ZM32 214H35V215H32ZM47 214V213H46ZM186 214H187V212H186ZM191 214V215H192ZM208 214V212L206 213V215ZM212 214V216L211 217H213L214 215ZM222 214V213H221ZM228 214V213H227ZM32 215V216H31ZM77 215H78V217H76V222L78 223V222H82L81 220H82V218L80 217L81 215L80 214H78L77 213ZM76 215V216H77ZM80 215V216H79ZM119 215V214H118ZM134 215H136V214H134ZM148 215H149V213H148ZM152 215V214H151ZM151 215H150V218H151ZM162 215V214H161ZM163 215H165V216H167L166 214H163ZM189 215V214H188ZM195 215H197L196 214V212H195ZM222 215H224V214H222ZM226 215V214H225ZM47 216V215H46ZM169 216V215H168ZM170 216H173V215H170ZM199 216H201V215H199ZM198 216V217H199ZM208 216V215H207ZM45 217V216H44ZM73 217V216H72ZM81 219H80V218ZM161 217V216H160ZM174 217H176L175 215H174ZM185 217H186V215H185ZM202 217V216H201ZM216 217V218H217ZM221 217V216H220ZM226 217V216H225ZM246 218H247V216H245ZM40 218H42V219H40ZM48 217H46L45 219H47ZM77 218H79V219H77ZM162 218H163V216H162ZM193 218V217H192ZM192 218H188V216H187V219L189 220H191ZM223 217H221L220 219H222ZM228 218V217H227ZM44 219V220H45ZM132 219V218H131ZM142 219V218H141ZM167 218L165 217V220H166ZM169 219V218H168ZM176 219V218H175ZM174 218H173V221L175 220ZM181 219V218H180ZM179 219V220H180ZM183 219V218H182ZM185 219V218H184ZM184 219L182 220V221H184ZM199 219V218H198ZM198 219H196V221L198 220ZM201 219V218H200ZM213 219H214V217H213ZM248 219V218H247ZM247 219H245V221L247 220ZM27 220V219H26ZM41 220V221H40ZM74 220V221H75ZM78 220V221H77ZM160 220V219H159ZM155 221L154 222V220H153V222L152 221H147V218H146V220H145V222L142 224V231H140V232H142V237H143V247L144 248H142V249H146L147 251H146V253L147 252H149V254H148V258H149V260H152V261H154V263L155 262H159L160 264H169L170 263V261L171 260H174V259H172L171 257V253L168 251L169 250V248L171 249V247H169L170 245H171V242H173V241H175V240H173V241H171V240H169L170 239V236L172 235V237H173V235H174V237L177 235L176 234V232H179L180 231V228L178 229L179 231H177V228L175 229L174 227V225H172V226H174V227H172V226H170V225H168L169 224V222L168 221H165L164 219H163V221ZM172 220V219H171ZM193 221H195L194 219H192ZM224 220H226L225 218H224ZM251 220V221H252ZM29 221V220H28ZM47 222H49L48 220H46ZM46 221H44V223L43 224H51L52 222H49V223H45ZM50 221H51V218H50ZM55 221V220H54ZM57 221V220H56ZM55 221V222H56ZM139 221V220H138ZM170 221V220H169ZM215 221H217V220H215ZM222 222H223V219L221 220ZM245 221L243 222V224H245ZM250 221V222H251ZM73 222V221H72ZM84 222V221H83ZM86 222V221H85ZM129 222H131V221H129ZM133 222V221H132ZM180 222H181V220H180ZM185 222V221H184ZM183 222V223H184ZM189 222H191L192 223V221H189ZM188 222V223H189ZM221 222V223H222ZM247 222H249V220H247ZM246 222V223H247ZM6 223H7V225L8 226H6ZM26 223V224H27ZM54 223V222H53ZM64 223V222H63ZM127 223L128 222H126V225H127ZM135 223V222H134ZM139 223V222H138ZM156 223V224H155ZM170 223H172V224H174L173 222H171L170 221ZM194 223V222H193ZM200 223V222H199ZM219 223V221L217 222V224ZM225 222H223V224H224ZM4 224V223H3ZM25 224V225H26ZM34 224V225H33ZM37 224H39V225H37ZM55 224V223H54ZM68 224V223H67ZM73 224V223H72ZM83 225H81V226H85L84 225V223H82ZM86 224V223H85ZM131 225H132V223H130ZM129 224V225H130ZM155 224V225H154ZM158 224V225H157ZM14 224H12V226H13ZM15 225L13 226V227H15ZM56 225H58V224H55V227H57ZM60 225V224H59ZM69 225V224H68ZM90 225V223L89 224H87V228H88V226ZM139 225V224H138ZM156 225H157V227H156ZM187 225V224H186ZM191 225V224H190ZM190 225L188 226V228L190 227ZM218 225H220V223L218 224ZM246 225V224H245ZM245 225H243V226H245ZM4 226V225H3ZM2 226V227H3ZM37 226H39V227H37ZM40 226L42 227V228H40ZM62 226V225H61ZM63 226H66V225H63ZM182 226H183V224H182ZM184 226H185V224H184ZM196 226H197V224H196ZM222 226V225H221ZM0 227H1V225H0ZM27 227V228H26ZM70 227H72V226H70ZM80 227V226H79ZM193 226H191L190 228H192ZM200 227H201V225H200ZM226 227V226H225ZM253 227V226H252ZM12 228V227H11ZM11 228H9V230H8V228H4L3 227V230H4V233H3V231L2 232H0V234L1 233H3V234H7V235H9L10 237H11V239H15V240H17V237H19V235L20 236H23L22 234H18V233H15L14 232V230L16 229V227L14 228V230L12 231V229ZM17 228H18V225H17ZM19 228H18V231H19ZM82 228V227H81ZM183 228V227H182ZM185 228H187V226H185ZM187 228V229H188ZM218 228H220V227H218ZM238 228V227H237ZM236 228V229H237ZM65 229V228H64ZM83 229V228H82ZM86 229V228H85ZM89 229V228H88ZM132 229V228H131ZM175 229V230H174ZM184 229V228H183ZM199 229V228H198ZM197 229V231L199 232V230ZM229 229V228H228ZM2 230V228L0 229V231ZM17 230V229H16ZM41 230V231H42ZM43 230V231H44ZM78 230H80V229H78ZM138 230V229H137ZM182 230V229H181ZM194 230V229H193ZM17 231V232H18ZM19 231V232H20ZM76 231V230H75ZM118 231V230H117ZM120 232H121V229L119 230ZM125 231V230H124ZM186 231V230H185ZM192 230H190V232H191ZM196 230H195V232H197ZM247 231V230H246ZM78 232V234L77 235H79V231H77ZM81 232L83 233V235L85 234V236L87 235H90L91 233L90 232H88V231H86V230H80V236L82 235L81 234ZM88 232V233H87ZM119 232V233H120ZM187 232V231H186ZM41 233H44V232H40V234ZM90 233V234H89ZM138 233H139V231H138ZM183 233V232H182ZM189 233V232H188ZM187 233V234H188ZM218 233V232H217ZM25 234V235H26ZM122 234V232L120 233V236H122L123 234H124V232H123V234ZM202 234V233H201ZM255 234V233H254ZM4 235V236H5ZM6 235V236H7ZM82 235V236H83ZM125 235V234H124ZM137 235V234H136ZM189 235H191V234H189ZM198 235V237H200L199 235V233L198 234H196V236ZM8 236V237H9ZM31 236V237H32ZM37 236V235H36ZM35 236V237H36ZM42 236V235H41ZM82 236L80 237V238H82ZM86 236V237H87ZM91 236V235H90ZM135 236V235H134ZM178 236H182L181 234H180V232H179V235ZM184 236V235H183ZM181 237L182 239L184 238V237ZM191 236H194V235H191ZM202 236H203V234H202ZM86 237H84V238H86ZM112 237V236H111ZM123 237V236H122ZM255 237V236H254ZM0 240H3V237H2V235H0ZM21 238H23V237H21ZM37 238H40V236L39 237H36V239ZM134 238V237H133ZM175 238H177V237H175ZM180 238V237H179ZM181 238L180 239H176L177 240V242H179V240H181ZM185 238H187V237H185ZM191 238V237H190ZM252 238V237H251ZM8 240L10 239V238H7ZM10 239V241H12ZM33 239H35V238H33ZM42 239V238H41ZM115 239H116V241H118V239L119 240H121L120 239V237H119V234H118V232H117V234L115 233ZM115 239H114V241H115ZM137 239L139 240V238H138V236H137ZM172 239V238H171ZM189 238H187V240H188ZM200 239H202L201 237H200ZM253 239V238H252ZM252 239H250L249 240V242H248V247H247V250L243 253V255L241 256V253H239V249H237V248H230V249H228L227 248V250H226V252H225V254H227L226 255V257H224L223 258V260L220 262V263H222V264H225V263H230L231 261H233V262H239L240 264H257V261H255V260H252V258H251V256H250V253H251V247L253 246V241H252ZM14 240V241H15ZM19 241H21L20 239H18ZM31 240V239H30ZM40 240V239H39ZM43 240V239H42ZM186 239H184L183 241H185ZM256 240V239H255ZM4 241H5V239H4ZM9 241V242H10ZM23 241V240H22ZM33 241V240H32ZM132 241H134V240H132ZM137 241V240H136ZM182 241V240H181ZM181 241L179 242V244L181 243ZM204 241V239L202 240V242L200 243V246H199V249L201 250V253L200 254H202V256H203V259L201 260V262H200V264H212V263H216L215 261H213L212 259H214L215 257H217V252H215L217 249H219L218 247H217V249L215 250V248H216V246L215 245H213V243L212 244H207V243H205V242H203ZM7 242V241H6ZM36 242V244H32V245H35L36 247H40L41 245H40V242H39V244H37V240H35L34 242H31V243H35ZM135 242V241H134ZM138 242V241H137ZM191 242V241H190ZM210 242V241H209ZM1 243V242H0ZM3 243V242H2ZM1 243V245H4V244H2ZM5 243V242H4ZM10 243H12V242H10ZM17 243H18V241L16 242V246H17ZM43 243V242H42ZM111 243H112V241H111ZM133 243V242H132ZM136 243V242H135ZM141 243V244H142ZM184 242H182L181 244H183ZM189 243V242H188ZM8 244V243H7ZM13 245H14V242L12 243ZM21 243H19V245L18 246H20V247H22V246H24L23 244H21ZM30 244V243H29ZM44 244V243H43ZM55 244V243H54ZM128 244V243H127ZM168 244H170V245H168ZM176 244V243H175ZM185 244H187V243H184V245L183 246H181V245H179V249L177 250V252H175L174 254H176V258H177V255H182L183 256V258L184 259H189V258H185V256H187L188 255V250L190 249V247H189V245L187 244V246L185 245ZM1 245H0V250H5V249H7L6 247H5V245L4 246H2V247H5L4 249L1 247ZM45 245V244H44ZM47 245H51L50 244V242L48 243V244H46L45 245V247L47 246ZM119 245V244H118ZM134 245V244H133ZM136 245V244H135ZM134 245V246H135ZM138 245V244H137ZM167 245H168V247H167ZM173 245H174V243H173ZM177 245V244H176ZM197 245V244H196ZM215 246V248L213 247V246ZM217 245V244H216ZM232 245V244H231ZM7 247L9 246V245H6ZM11 246V245H10ZM17 246V247H18ZM29 246V245H28ZM31 246V245H30ZM29 246V247H30ZM124 246V245H123ZM128 246V245H127ZM14 247V246H13ZM27 247V244H26V246L23 248V249H25ZM32 247V246H31ZM43 247V246H42ZM261 247H264V245L263 246H261ZM261 247H259V248H261ZM12 248V247H11ZM168 248V249H167ZM259 248H258V251H259ZM9 249V248H8ZM7 249V250H8ZM56 249V248H55ZM173 249V248H172ZM174 249L176 250V248L174 247ZM173 249V250H174ZM207 249H209V251L207 252L206 250ZM12 250H13V248H12ZM15 250V249H14ZM19 250H22L21 248L19 249ZM47 250V249H46ZM45 250V251H46ZM129 250V249H128ZM191 250V249H190ZM189 250V251H190ZM35 251V250H34ZM142 251H144V250H142ZM2 252H4V251H2ZM14 252V251H13ZM19 252V251H18ZM51 252V251H50ZM134 252V251H133ZM133 252H131V253H133ZM137 252H138V250H137ZM135 253L136 255H138V253ZM7 253V252H6ZM10 253V252H9ZM22 253V252H21ZM133 253V254H134ZM3 255H4V253H3ZM11 255V254H10ZM91 255V254H90ZM240 256V257H238V256ZM257 255H258V257L260 258V260H263L264 261V259H262L261 257H260V255H259V253H257ZM8 256V255H7ZM132 256V255H131ZM135 256V255H134ZM144 256H145V253H144ZM175 256V255H174ZM173 256V257H174ZM9 257V256H8ZM11 257V256H10ZM181 257V256H180ZM179 257V258H180ZM3 258H5V257H3ZM141 258H143V256H141ZM145 259H147V258H145ZM171 259V260H170ZM25 260V259H24ZM148 260V259H147ZM170 260V261H169ZM179 260H183V259H179ZM2 261V260H1ZM169 261V262H168ZM175 261H177V259H175ZM263 261H259V264H264V262ZM148 262V261H147ZM172 262L174 263V261H171V264H172ZM30 263V262H29ZM142 263H144V262H142ZM152 263V262H151ZM180 263V262H179ZM182 263H183V261H182ZM185 263V262H184ZM28 264V263H27ZM149 264V263H148ZM156 264V263H155ZM158 264V263H157ZM193 264H197V263H193Z\"/></svg>",
  "mask_w": 264,
  "mask_h": 264
},
{
  "label": "built area",
  "instance_id": "3",
  "mask_svg": "<svg viewBox=\"0 0 264 264\" xmlns=\"http://www.w3.org/2000/svg\"><path fill=\"white\" fill-rule=\"evenodd\" d=\"M258 253H259L260 257H261L262 259H264V247L259 248Z\"/></svg>",
  "mask_w": 264,
  "mask_h": 264
}]
</instances>
